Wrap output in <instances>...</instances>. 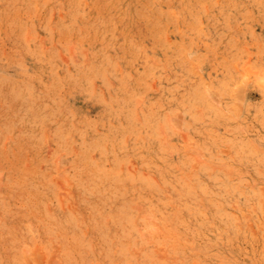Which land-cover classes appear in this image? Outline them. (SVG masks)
Here are the masks:
<instances>
[{
	"label": "rangeland",
	"instance_id": "374dc122",
	"mask_svg": "<svg viewBox=\"0 0 264 264\" xmlns=\"http://www.w3.org/2000/svg\"><path fill=\"white\" fill-rule=\"evenodd\" d=\"M11 1L12 0H0V2H1L0 3V11H1L0 12V24H1L0 25V28H1L0 29V35H1L0 36V93H1V95H0V108H1L0 113L3 112L2 114H0V118H1V121H0V131H1L0 132V138H1L0 139V149H1L0 150V159L3 158V159H1L2 161L0 160V176H1L0 177V184H1L0 185V202H1L0 203V212H1L0 213V220H1L0 221V230H1L0 231V238H1L0 244L3 243V244H1L3 246L0 245L1 246L0 247V254H1L0 255V264L2 262H3L2 264H19V263L21 264V262L24 263L25 260H26V262H29V260H30V262H29L30 264L31 263L32 264H35V263L36 264H38V263L39 264H44V263L49 264L51 262H54V261H52V256H53V260H55V263H56V261H58V264H65V263L66 264H73L72 260H73L74 264H80V263L81 264H92L93 262H94L93 264H114V263L115 264H162V263L164 264L165 263L166 264V262H167V264L168 263L169 264H179V263L180 264H202V263L203 264H264V0H137L136 1L137 5L134 2L135 0H128V1L122 0L123 2H121V0H117V1L116 0H106V1L105 0H98L97 2H96V0H94L95 2L92 1L93 2V3L91 2L92 4L90 3L91 0H83V1L81 0V2H80V0H68V2H67V0L66 1L65 0H48V1L47 0H22V1L21 0H18V1L13 0L12 2ZM60 1H61V3H60ZM85 1L88 3H86ZM125 1H127L128 4ZM145 1H147L150 4V6H148V3H146ZM58 2H59V5H58ZM115 2L118 3L117 5L119 7L117 5L114 6V4H116ZM24 3H25V5H24ZM68 3H70V4H68ZM98 3H100V4H98ZM107 3H109V5ZM124 3H125V5H123ZM140 3H142V4H140ZM144 3H146V5ZM72 4L75 6H73ZM126 4H127V6H126ZM5 5H7V6H5ZM16 5H18V6H16ZM102 5H104V6H102ZM110 5H112V6H110ZM13 6H14V8H16V10L13 8ZM24 6H26V7H24ZM37 6L40 9L35 8ZM47 6H48V11H47ZM61 6H63V7H61ZM89 6H91V7L88 8ZM94 6H95V8H93ZM120 6L121 7L124 6V7L121 8ZM134 6H136V8ZM140 6H141V8H140ZM146 6H148V7H146ZM182 6L185 7V9ZM193 6L195 8H193ZM44 7H46V8L44 9ZM108 7H110L111 9ZM112 7H114L115 9ZM117 7L119 9L120 8L121 9L118 10ZM125 7L127 8L128 13H127V10H125L126 9ZM169 7H171V9ZM187 7H189V8H187ZM102 8H103V10H101ZM144 8L146 9L145 11H147V12L144 11ZM168 8H169V10H167ZM190 8H192V9H190ZM17 9L19 10V12L17 11ZM31 9H32V11H31ZM122 9L125 11L124 12L125 15L123 14ZM164 9H166V10H164ZM3 10H5V11L3 12ZM36 10H38V11H36ZM110 10L113 12V15H112V12ZM134 10L136 11L135 12L136 14L134 13ZM137 10L140 12H138ZM153 10H155V11L153 12ZM158 10L160 12H158ZM108 11H110V12H108ZM143 11H144V13H143ZM150 11H152L153 13ZM190 11H192V12H190ZM16 12H17V14H16ZM45 12L46 13L48 12V13L46 14ZM95 12H96V16H95ZM97 12H98V14H97ZM166 12L169 14H167ZM38 13H40L41 16L40 15L38 16ZM77 13H79L78 15L80 17L77 15ZM110 13L113 16L112 19H111ZM117 13H118V15H117L118 17L115 16V14H117ZM157 13H158V15H160L159 13H161V15L157 16ZM162 13H163V15H162ZM174 13H176V14L178 13V15H176ZM43 14H44V16H43ZM72 14H74V15H72ZM197 14H198V16H197ZM23 15H25V16H23ZM27 15L29 16V19H28ZM109 15H110V17H108V18L110 20L108 18H106ZM135 15L138 16V18ZM153 15H155V16H153ZM168 15H170V16H168ZM182 15L183 16L186 15V18H185V16L183 18ZM8 16H9V18H6ZM19 16H20V18L21 17L22 18L20 19ZM82 16L84 17V19ZM102 16L105 18L101 19ZM128 16L131 18L132 22L130 21V18ZM154 17H156V18H154ZM166 17H167V19H166ZM195 17H197V18H195ZM25 18H26V20H25ZM80 18L83 20H81ZM117 18L121 19V20L118 21ZM171 18H172V20H171ZM182 18L185 21L181 20ZM13 19H14V21H13ZM39 19L41 22L39 21ZM92 19H93V21H92ZM96 19H97V21H96ZM100 19H101V21H100ZM105 19H107L108 21H111V22H107V20H105ZM135 19L137 21H135ZM155 19L158 21H156ZM17 20H18V22H17ZM85 20H86V22H84ZM102 20H104V21L102 22ZM149 20H151L154 24H152V22L148 23ZM174 20H175V22H174ZM123 21L125 22V24ZM165 21H166V24H169L167 27H166ZM167 21H169L171 23H169ZM14 22H16V23L14 24ZM67 22H68V24H67ZM157 22L158 23L160 22V24H158ZM57 23L59 25H57ZM92 23L95 24V26ZM128 23H130L131 25L130 24L128 25ZM146 23H147V27H146ZM183 23H185V24H183ZM16 24H18V25H16ZM123 24L127 26L126 29L123 26ZM19 25H20V27H19ZM90 25H92V26L90 27ZM152 25H154V27ZM184 25H185V27H184ZM63 26H64V28H62ZM71 26H72V28H73V26L76 28L72 29ZM96 26L98 28L96 30H94ZM104 26H106V27H104ZM162 26H163V28L165 27L164 30L167 29L166 32L169 29L172 32L169 33V31H168V33L166 35L165 31L161 30ZM14 27H16V28H14ZM107 27L110 28L111 30L108 29ZM128 27L130 28V30ZM145 27H146V30H145ZM157 27H160L159 30H161L163 32L159 31ZM89 28H91V29H89ZM101 28H102V30H101ZM103 28H106V29H103ZM114 28L117 29L118 31L115 30ZM172 28H174L175 30ZM9 29H11V30L9 31ZM83 29H86L87 31H82ZM121 29H124V30H121ZM155 29L157 31H155ZM70 30H71V32H69ZM152 30H154L158 34L153 33L154 31H152ZM182 30H183V32H181ZM75 31H76V34H75ZM102 31H103V33H102ZM122 31L123 32L127 31L125 33L126 35L124 33H122ZM128 31H129V33H128ZM133 31H134V34L135 35L137 34L138 36L137 35L135 36L133 34ZM143 31H144V33H143ZM158 31L163 33V35H161L162 38H160L161 33L159 34ZM173 31H175V32H173ZM65 32L67 33L68 36H70L69 38H68V36L65 37V35H66ZM84 32L86 34H84ZM92 32H94V33H92ZM97 32L99 33V35L96 34ZM141 32H142V34H141ZM69 33H70V35H69ZM79 33H83V34L80 35ZM130 34H131V36H130ZM149 34L151 35V37L149 36ZM26 35H27V37H26ZM113 35H115V37H113ZM123 35H125V36H123ZM153 35L155 38L152 37ZM192 35L195 37V39H194V37H192ZM107 36H111L115 40L118 39L119 41L118 40L114 41V39H112L111 37H107ZM157 36L160 39H165L163 41L164 43L161 42L162 40L157 39L158 38ZM163 36H165V37H163ZM59 37L60 38L64 37L66 39H64V38L60 39ZM76 37H77L78 41L76 40ZM96 37H97V39H96ZM181 37L184 39V40L182 39L183 41L181 40ZM122 38L123 39L128 38L129 41H128V39L123 40ZM168 38L171 39L170 40V41H172L171 43H170ZM89 39L90 40L95 39L94 41L96 44H94V41H90ZM140 39H142V40L139 42ZM157 40H159L160 42L158 43ZM80 41H82V42H80ZM108 41L111 42L110 45H109ZM121 41L123 43H121ZM124 41L125 42L128 41V43H124ZM186 41H188L189 44ZM193 41H195V42H193ZM175 42L177 43V46H176ZM166 43H168V44H166ZM183 43L184 44L186 43L185 45L188 44V46L183 47L184 46ZM91 44H92V46H91ZM104 44L106 47H104ZM117 44H118V47H117ZM154 44H155V46H153ZM170 44H172V45H170ZM174 44H175V46H174ZM182 44H183V46H182ZM194 44H195V46H194ZM96 45H98V46H96ZM145 45H147V46H145ZM93 46H95L96 48ZM132 46H133L134 50L131 48ZM162 46L164 48H162ZM165 46H166V48H165ZM167 46H169V47H167ZM108 47L110 49H108ZM122 47H123V49H122ZM159 47H161V49ZM112 48L115 49V52H114V50H112ZM167 48H169L170 50L169 49L167 50ZM182 48H184V49H182ZM125 49H129V50H125ZM173 49L178 53L177 55H175L176 53H175V51H173ZM130 50H132L131 52L135 53L136 55L133 53L132 54L129 53ZM106 51H107V53H106ZM135 51H137V52H135ZM123 52H125V53H123ZM165 53L167 56L165 55ZM4 54H6V55H4ZM98 54H99V56H98ZM122 54H124V55H122ZM115 55L116 56L121 55L120 57L123 56L121 58L122 60L125 59L124 57L128 58L129 64L128 63L125 64L127 62V59L121 61L120 57H115ZM137 55H139V56L137 57ZM96 56H98V58ZM134 56H135V58H134ZM149 56H150V58H149ZM168 56H169V58H167L168 60L164 59ZM170 56L172 58L175 56L174 60L173 59L171 60ZM176 56H178V57L176 58ZM88 57L91 59V61ZM87 58H88V61H87ZM154 58H156V59H154ZM38 59H40V60H38ZM95 60H96V62H95ZM116 60H118V61H116ZM133 60H135V61L133 62ZM143 60H145L146 62L145 61L143 62ZM164 60H165V62H164ZM169 60H171V61H169ZM104 61H106V62H104ZM161 61H162V63H161ZM166 61H168V62H166ZM37 62H39V63H37ZM91 62L93 64H91ZM178 62H179V64H178ZM192 62H194V63H192ZM116 63L117 64L119 63V64L117 65ZM145 64H148L147 66L149 67V69ZM157 64H159V65H157ZM168 64L170 65V67ZM129 65H131V66H129ZM160 65H162V66H160ZM151 66H153V67H151ZM164 66H165V68H164ZM192 66H194L193 68L195 69L193 71L191 68ZM120 67H121V69H120ZM131 67H134V68H131ZM135 67H137V68H135ZM162 67H163V69H161ZM187 67L189 68V70H187L188 69ZM118 68L120 71H118ZM132 69L133 70L135 69V71L137 73L135 71H132ZM160 69H161V71H160ZM151 70H153V71H151ZM95 71H97V72H95ZM111 71H112V73H111ZM77 72H80V74L78 73V76H77ZM158 72H159V74H157ZM189 72H191V73H189ZM193 72L195 73L194 75L192 74ZM140 74H143V75L140 76ZM163 74H164V76H163ZM29 75H31V76H29ZM152 75L154 78L152 77ZM117 76L120 78L122 77V79L117 78ZM173 76H175V77H173ZM82 77H83V79H81ZM62 78H64L63 79L64 82H63ZM78 78H80V79H78ZM168 79H169V81H168ZM66 80H69V82ZM75 80H78L81 82L78 83V81H75ZM144 80H145V82H144ZM152 80H153V82H152ZM58 81L60 82V84ZM2 82L3 83L5 82V83L3 84ZM133 82H135V83H133ZM173 82H174V84H173ZM181 82H184V83L182 84ZM11 83H13L14 85L13 84L10 85ZM132 83H133V85H132ZM153 83H154V85H153ZM78 84H79V86H78ZM117 84H118V86H117ZM1 85H2V88H1ZM17 85H20L21 87L17 86ZM134 85H135V88H134ZM161 85H164V86H161ZM188 85H189V87L191 86V89H189ZM139 86H141L143 90H141V88H139ZM167 86H171V87H167ZM178 86L180 87V89L178 88ZM193 86L195 88V89L193 88L194 90L192 89ZM49 87L51 89H49ZM57 87H58V89H56ZM63 87H64V90H62ZM131 87H133V88H131ZM146 87L148 88L147 90L145 89ZM172 87H174V88L172 89ZM176 87L179 89V91ZM181 87H184V88H181ZM121 88H124V89H121ZM161 88H163V89H161ZM23 89H24V91H23ZM52 89L54 91H52ZM117 89H118V91H117ZM171 89L174 91H172ZM8 90H9V92H8ZM58 90H59V92H58ZM192 90L194 91V93ZM136 91H138V93ZM188 91H190V92H188ZM31 92H32V94H31ZM47 92H48V94H47ZM129 92H130V94H129ZM135 92H136V94H135ZM170 92L171 93L173 92V93L171 94ZM2 93H4V94L2 95ZM114 93H115V95H114ZM142 93H144V94H142ZM56 94H57V96H55ZM122 94H123V96H122ZM133 94H135V95H133ZM161 94H164L166 96V98L164 95L161 96ZM181 94H183V95H181ZM34 95H35V98H34ZM118 95H119V99H118ZM171 95L173 98L169 97ZM187 95H188V97H187ZM5 96H6V98H5ZM155 96H156V98H155ZM174 96H175V98H174ZM16 99H17V101H16ZM6 100H7V102H5ZM31 100H33V101H31ZM95 100H97L96 101L97 103L95 102ZM124 100H126V102ZM185 100L188 101L189 103L185 102ZM20 101H22V102H20ZM27 101H29V102H27ZM50 101H52V102H50ZM131 101H133V102H131ZM155 101H157V102H155ZM181 101H182V104H181ZM190 101H191V103H190ZM193 101H195V102H193ZM7 103L10 104L11 106L8 105ZM33 103H34V105H33ZM53 103H55V104H53ZM166 103H169L171 105H169V104L166 105ZM179 103H180V105L178 107H176V105H178ZM55 105H56V107H55ZM158 105H160V106H158ZM145 106H146V108H145ZM190 106H193L192 109H194V110H191ZM13 107L15 108V110ZM38 107H40L39 108L40 110L38 109ZM32 108L35 110H33ZM140 108L142 109V111L140 110ZM173 108L175 111L173 110ZM48 109H50L51 111ZM166 109H168V110H166ZM170 109H172V110H170ZM68 110H69V112H68ZM41 111H43V112H41ZM172 111H173V113H172ZM61 112L65 113V114L62 115ZM162 112H163V114H162ZM179 112H180V114H179ZM29 113L32 115V117L30 116ZM141 113H143V114H141ZM159 113L161 116L158 115ZM164 113H166V114H164ZM175 113L176 114L178 113L177 115L181 116V117L179 116L180 119L178 118V116ZM191 113L192 114L194 113V115L192 116V119L188 120V118H191L190 117L192 115ZM10 114H11V118H10ZM49 114H51V115H49ZM123 114L125 117L123 116ZM149 114H150V116H149ZM188 114H190V115H188ZM3 115H5L6 117ZM67 115H68V118L66 117ZM107 115H108V117H107ZM113 115H114V117H113ZM119 115H120V117H119ZM151 115H153V116H151ZM59 116H60V118H59ZM7 117L9 120L7 119ZM137 117H138L139 121H137L138 120ZM139 117H141V118H139ZM56 118H57V120H56ZM69 118H70V120L68 121ZM72 118H73V120H72ZM2 119H4V120H2ZM48 119H49V121H48ZM124 119H126V120L124 121ZM169 119L173 122L172 123L173 125L171 124V121ZM184 119H186V120H184ZM61 120L62 121L64 120V121L62 122ZM89 120L90 121L92 120L91 123H89ZM120 120H122V121H120ZM129 120H130V122H129ZM71 121L73 122V124H70V123H72ZM79 121L80 122L82 121L84 123H80ZM102 121H104L105 123ZM156 121H158V122H156ZM59 122L61 125L59 124ZM110 122L111 123L113 122V123L111 124ZM1 123H3V124H1ZM5 123H7V124H5ZM189 123H190V125H192L191 127H193V126L194 127L191 128L190 125H188ZM50 124L52 125L51 127H50ZM74 124H75V126H74ZM89 125H90V127H89ZM139 125H140V127H139ZM151 125H152V127H151ZM176 125H177V127H174ZM26 126H27V128H26ZM158 126H161V130H162V127H164L165 129L163 128V131L160 133L161 130L159 131L160 127H158ZM171 126H173V127H171ZM3 127H4V129H3ZM106 127H108V128L106 129ZM111 127L113 130L110 129ZM144 127H145V129H144ZM95 128H96L97 132H96ZM118 128L121 130V132H120V130H118ZM137 128H138V130H136ZM171 128L174 130H172ZM177 128L180 130L179 131L180 133L178 132ZM74 129H76V131ZM146 129H147V131H146ZM114 130H116V131H114ZM122 130H125V131L123 132ZM62 131H63V133H62ZM163 132L165 134H163ZM177 132L179 133V135L175 134ZM96 133L98 135V138H96L97 137ZM108 133H109V135H108ZM110 133L113 136H111ZM171 133L174 135H172ZM63 134H64V136H63ZM187 134H188L189 139L187 137ZM57 135H60V136H57ZM166 135H168V136H166ZM105 136H107V137H105ZM115 136H117L118 138ZM71 137H73V138H71ZM100 137L101 138L104 137L103 138L104 140L102 139V142L104 144L100 143L101 142ZM108 137H109V139H108ZM112 137L113 138L115 137V138L110 139ZM163 137H164V139H163ZM176 137H179L180 139L176 138ZM50 138H51V140H50ZM71 139L74 141V143L70 142V141H72ZM147 139H149V141ZM57 140H59V141L57 142ZM106 140H107V142H106ZM161 140H163V142ZM167 140H168V143H167ZM180 140H181V143H179ZM189 140H190V143H189ZM5 141L7 142V144ZM27 141H29V142H27ZM66 141H67V143H66ZM75 141H77L78 143ZM112 141H114L115 143ZM150 141H151V144H150ZM69 142H70V144H69ZM87 142L90 145L87 146L86 145ZM118 142H120V143H118ZM154 142L156 143V145ZM192 142L195 143V145H194L195 148H194ZM72 143L75 145H73ZM105 143L107 145H105ZM116 143H117V146H116ZM153 143H154L155 147L154 146L150 147L153 145ZM3 144H6V145H3ZM170 144H171V146H169ZM22 145H24V146H22ZM96 145H97V147H96ZM100 145H101V147H100ZM122 145L124 148L122 147ZM166 145H168V147H170V148H168ZM181 145L184 147H182ZM186 145H188L189 147ZM106 146L108 147V149ZM118 146H121V147L117 148ZM130 146H131V148H130ZM17 147H18V149H16ZM136 147H138V148L135 149ZM179 147H181L182 150ZM109 148H110V150H109ZM106 149H107V151H106ZM118 149L120 150L119 152H118ZM125 149H127L128 151H126ZM134 149H135V151H134ZM153 149H154V151H153ZM76 150H78V151L76 152ZM177 150H180V151L178 152ZM188 150H190V152H187ZM29 151H31L32 153ZM84 151H85V153H84ZM150 151H151V154H150ZM184 151H186V153ZM20 152L22 154H20ZM74 152H76V153H74ZM116 152H118L119 154ZM120 152H121V154H120ZM132 152L135 154H133ZM6 153H7V155H6ZM164 153H166V155L168 157ZM169 153L172 155H170ZM191 153L195 157L190 155V157H187L188 159L187 158L185 160L183 159V158H185V156H187ZM76 154L77 155L79 154V155L77 156ZM87 154H89V155H87ZM93 154H94V157H93ZM124 154H126L127 156L129 155V156L127 157ZM120 155H122L124 158L122 156L120 157ZM7 156H8V158H7ZM67 156H69V157L67 158ZM88 156H89V158L87 159ZM98 156H99V158H98ZM5 157H6V159H5ZM155 157H157L158 159H156ZM14 158L16 159V161ZM84 158L86 159V161ZM91 158H94V159L92 160ZM137 158H139V159L137 160ZM162 158L163 159L167 158V159L164 161V160H162ZM4 159H5V162L6 161H9V162L5 163ZM89 159L92 161L90 162ZM114 159H116L117 161ZM140 159H142V161H140ZM197 160H199V161L197 162ZM18 161H20V162L18 163ZM98 161H100V162H98ZM109 161L112 163H110ZM150 161H151V163H150ZM181 161H183V162H181ZM69 162H71V163H69ZM2 163L4 166L2 165ZM86 163H88L89 165L87 164V166H86ZM107 163H109V164H107ZM148 163H150V164H148ZM154 163H155V165L157 164L158 166L157 165L154 166ZM171 163H173V164H171ZM174 163H176L177 165L176 164L174 165ZM178 163H181V164H178ZM13 164H14V168H13ZM45 164L47 165V169H46V167H44V166H46ZM113 164H115V166ZM161 164H163V165H161ZM17 165H18V167H17ZM20 165L22 166V168ZM91 165H92V167H91ZM172 165L174 167H171ZM1 166H3V168ZM182 166H184V168ZM187 166H188V168H187ZM192 166H193L194 170H193ZM58 167H60V169H58ZM147 167H148V169H147ZM170 167H171V169H169ZM34 168H36V169H34ZM39 168H40V170H39ZM108 168H109V170H107ZM123 168H124V170H123ZM150 168H151V170H150ZM165 168H168L169 172L170 173L172 172V173L169 175L168 169H165ZM177 168H178V170H177ZM41 169H42V171H41ZM80 169H82V170L79 171ZM182 169H184V170H182ZM190 169H192V170H190ZM28 170H29V172H27ZM148 170H149V172H148ZM152 170L154 172H152ZM157 170H158V174H157ZM34 171L36 173H39V175L36 174ZM90 171H92V172H90ZM136 171H138V172H136ZM67 172L70 174H67ZM163 172H165V174H167V175H165ZM180 172H181V174H180ZM213 172H215V173L212 174ZM15 173H16V175H15ZM90 173H92V174H90ZM124 173H125V175H124ZM178 173H179V175H178ZM195 173H196V175H195ZM17 174L19 177L17 176ZM35 174H36V176H35ZM153 175H154V177H152ZM162 175H164V177ZM208 175L211 177H209ZM53 176H54V178H53ZM169 177H171V178H169ZM186 177H187V179H186ZM188 177L193 179V180L189 179ZM41 178H42V180H41ZM62 178H64V180H60ZM160 178L162 181H159ZM203 178H204V180H203ZM6 179H8V180H6ZM11 179H12V182H11ZM34 179H36V180H34ZM53 179L56 181H54ZM74 179H76V180H74ZM95 179H96V181H95ZM57 180H59V181H57ZM157 180H158V182H156ZM220 180H221V182H219ZM7 181L10 183H8ZM27 182H28V184H27ZM49 182H52V183H49ZM64 182H65V184H63ZM67 182L71 183L72 186H71V184H67ZM175 182H177V183H175ZM75 183H76V185L74 186ZM114 183L115 184L120 183V184H118V186H120V187L118 188V186H116ZM156 183H157V185H156ZM197 183H198V187H197ZM91 184L93 186H91ZM123 184H124V186H123ZM137 184H141L143 186L137 185ZM144 184H147L148 186L144 185ZM177 184L179 185V187ZM136 185L138 186V188ZM139 186H140V189H139ZM149 186H150V188H149ZM27 187H28V189H27ZM56 187H57V189H56ZM58 187L61 189L62 192L60 191V189ZM70 187H71V189H70ZM102 187H104V188H102ZM105 187H106V189H105ZM125 187H127V188H125ZM159 187H161V188H159ZM14 188H15V190H14ZM29 188H30V190H29ZM51 188H52V190H50ZM108 188H111V189L108 190ZM123 188H124V190H123ZM169 188H171V190H169ZM16 189L19 191H17ZM47 189H48V191H47ZM64 189H65V191H64ZM74 189L77 192H75ZM156 189H158V190H156ZM100 190H102V192ZM105 190H106V192H105ZM107 190L110 192V194ZM180 190H181V192H180ZM184 190H186V191H184ZM21 191H24V192H21ZM36 191H41V192H36ZM150 191H151V193H150ZM163 191H164V194H163ZM50 192H53L52 193L53 196L51 195ZM68 192H69V194H68ZM113 192H115V194ZM138 192H140V193H138ZM152 192H155V195ZM156 192H157V194H156ZM171 192H172V194H171ZM8 193H9V195H8ZM15 193H16V195H15ZM84 193H85V195H84ZM158 193H159V195H158ZM197 193H198V195H197ZM39 194H40V196H39ZM58 194H60V195H58ZM215 194H217V196ZM55 195H57L58 198ZM79 195H80V197H79ZM97 195H99V196H97ZM119 195H120V197H119ZM150 195H151V197H150ZM61 196H63V197H61ZM94 196H96V197H94ZM100 196H102V199H100L101 198ZM4 197L6 199H2ZM139 197H141V198H139ZM146 197H147V199H146ZM66 198H67V200H65ZM82 198H83V200H82ZM193 198L195 200H193ZM202 198H205V199H202ZM34 199H37V201L35 200L36 201L35 202ZM132 199H133V201H132ZM176 199H178L179 202ZM185 199L186 200L188 199V200L186 201ZM45 200L47 201V203L45 202ZM61 200L62 201L64 200L65 202L61 203ZM94 200H95V202H94ZM120 200H122V201H120ZM147 200H149L148 201L149 203L147 202ZM158 200L160 201V203ZM56 201H59V202H56ZM171 201H173V202H171ZM189 201L191 203H189ZM7 202H9V203L7 204ZM39 202H40V204H39ZM52 202H53V204H52ZM74 202H75V205H74ZM151 202H153V203H151ZM178 203H181V204H178ZM65 204H66V206H65ZM59 205H60V207H59ZM161 205H163V206H161ZM166 205H169V206L167 207ZM190 206L192 207L193 210L190 208ZM222 206L226 209H224ZM28 207H30V208H28ZM110 207H111V209H110ZM131 207H132V209H134V212L131 209ZM175 207L177 208V210ZM50 208H52V209H50ZM76 208H77V210H76ZM143 208H146V209H143ZM169 208H171V210H169ZM203 208L204 209L208 208V209L204 210ZM43 209H44V212H43ZM130 209H131V211H130ZM154 209H155V211H157L156 213H155ZM160 209L163 211H161ZM20 210H22V211H20ZM75 210L78 212V214L75 213L76 212ZM173 210H174V212H173ZM129 211L132 213H130ZM136 211H138V212H136ZM165 211H166V213H165ZM168 211H171V212H168ZM26 212H27V214H26ZM87 212L88 213L90 212V213L88 214ZM93 212H95V213H93ZM127 212H129L130 214L129 213L127 214ZM135 212H136V214H135ZM148 212L150 215L148 214ZM16 213H17V216H16ZM100 213H101V215H99ZM104 213H106V214H104ZM187 213H188V215H187ZM18 214H20V215L18 216ZM23 214H25V215H23ZM96 214H97V216H96ZM111 214L114 216H112ZM22 215L23 216L27 215L28 217L27 216L23 217ZM78 215L79 216L81 215V216L79 217ZM88 215H90V216H88ZM139 215H140V217H139ZM155 215L157 218L155 217ZM183 215L185 216V218ZM186 215L189 216L190 219ZM56 216H57V218H56ZM141 216H142V218H143V216L146 219L148 218L147 220H149V221L145 220L144 218L142 219ZM201 216H202V218H201ZM64 217H65V219H64ZM163 217H165V218H163ZM21 218H24V219H21ZM82 218H84V219H82ZM150 218H152V219H150ZM162 218H163V220H162ZM172 218H174V219H172ZM113 219H115L116 221ZM118 219H120V221ZM165 219L167 221H165ZM193 219H194V221H193ZM203 219H204V222L202 223ZM18 220L23 224L26 222L24 224V225H26V227H24V225L21 224ZM60 220L62 222H60ZM64 220H66V221H64ZM69 220H70V222H69ZM82 220H83V222H82ZM90 220L92 221V223ZM53 221H54V224H53ZM134 221H135V224H134ZM152 221H153V223L154 222L155 223L153 224ZM207 221L209 223H207ZM173 222H174V224L172 225ZM125 223H126V225H125ZM157 223L161 224V227ZM221 223H223V224H221ZM55 224H58L57 227H60V229L55 227L54 226ZM62 224H63V226H62ZM80 224L83 227L82 230H80L81 229ZM146 224H147V226H146ZM155 224H157L158 226ZM204 224H206V225H204ZM220 224L222 227L221 226L219 227ZM36 226H37V228H36ZM77 226H79V227H77ZM162 226H164V227L166 226L165 229H168V230L165 231L164 227H162ZM171 226H173V227H171ZM177 226H179V227H177ZM29 227H31V228L29 229ZM104 227H107V229H105ZM52 228H53V230H52ZM61 228L64 230V232H62ZM108 228H109V231H108ZM207 228H209V229H207ZM225 228H227L228 230L227 229L225 230ZM96 229L99 232L96 231ZM150 229H152V231H153V229H155V231L152 232V231H150ZM170 229H173V231L171 230V232H170ZM205 229H207V231ZM219 229H220V231H219ZM44 230H45V232H44ZM124 230H126V231H124ZM209 230H211V231H209ZM73 231H75V233H70ZM66 232H68V233H66ZM175 232H177V233H175ZM33 233H34L35 237L33 236ZM77 233H79L80 235H78ZM103 233H105V234H103ZM154 233H155V235H154ZM58 234H59V236H58ZM56 235L60 238H58ZM63 235H64V237H61ZM69 235H70V237H69ZM119 235H121V236H119ZM104 236H105V239H104ZM135 237H136V239H134ZM191 237H193L194 239ZM86 238H88V239H86ZM110 238H112V239H110ZM148 238H149V240H148ZM29 239L31 240V242ZM52 239H53V241H52ZM59 239L61 240V242ZM67 239H68V241H67ZM80 239L82 240V242ZM117 239H119V240H117ZM176 239L178 242L176 241ZM6 240H7V243L5 242ZM37 240H38V242H37ZM93 240H95V241H93ZM19 241L23 244V248H22V244ZM79 241L81 242V244ZM183 241H185V242H183ZM46 242H47V244H46ZM105 242L106 243L108 242V243L104 244ZM180 242H182V243H180ZM109 243H110V245H109ZM148 243H151V244H148ZM6 244H8L10 246V248H8L9 246L8 245L6 246ZM53 244H55V248H54ZM13 245H15L14 248H13ZM61 245H63V246H61ZM100 245H101V247H100ZM129 245L132 246V248ZM83 246L85 248H83ZM115 246L117 247V249H115L116 248ZM184 246L187 248H184ZM28 247H30V248H28ZM128 247L130 248V250L128 249ZM175 247H177V249H179V250H177ZM12 248H13V250H12ZM61 248H63L62 251L60 250ZM64 248H65V250H64ZM109 248H110V250H109ZM171 248H173V249H171ZM36 249H37V251H40V252H37ZM45 249L47 251H45ZM48 249H49V251H48ZM20 250L22 252H24L23 253L24 255L22 254V252ZM81 250L83 251L82 253H81ZM97 250H98V252H97ZM191 250H193V252ZM45 252L46 253L48 252V254H47V256H45V258H43L44 257L43 255H46ZM113 252H115L116 254ZM63 253H64V255H63ZM133 253H135L136 255ZM139 253H141V254H139ZM54 254H55V256L58 255L61 257H59V258H58V256L54 257ZM87 254H89V255L87 256ZM101 254L102 255L104 254L103 255L104 257ZM108 254H109V256H108ZM14 255H15V258H14ZM190 255H192V256H190ZM23 256H24V258H23ZM50 256H51V258H50ZM72 256H74V257H72ZM80 256H81V258H80ZM126 257H127V259H126ZM182 257H183V259H182ZM39 258H40V260H39ZM66 258H67V260H66ZM36 259H37V262H35ZM45 259H47V260H45ZM75 259H77V260H75ZM100 259H102V260H100ZM16 260H18L19 263L16 262ZM19 260H21V261H19ZM48 260H50V261H48ZM59 260H60V262H59ZM63 260H64V262H63ZM105 260H106V262H105ZM206 260H207V262H206ZM41 261H44V262H41ZM24 264H27V263H24ZM51 264H54V263H51Z\"/></svg>",
	"mask_w": 264,
	"mask_h": 264
},
{
	"label": "bare ground",
	"instance_id": "6f19581e",
	"mask_svg": "<svg viewBox=\"0 0 264 264\" xmlns=\"http://www.w3.org/2000/svg\"><path fill=\"white\" fill-rule=\"evenodd\" d=\"M12 1H13V0H12ZM12 1H11V2H12ZM17 1H18V0H17ZM21 1H22V0H21ZM47 1H48V0H47ZM65 1H66V0H65ZM82 1H83V0H82ZM92 1L95 2L94 0H91L90 3H91ZM97 1H98V0H96V2H97ZM105 1H106V0H105ZM116 1H117V0H116ZM123 1H124V0H123ZM123 1L121 0V2H123ZM127 1H128V0H127ZM127 1H125V2L128 4ZM136 1H137V0H135L134 2L136 3ZM27 2H28V1H27ZM36 2H37V1H36ZM41 2H42V1H41ZM45 2H46V1H45ZM67 2H68V0H67ZM67 2H66V3H67ZM69 2H70V1H69ZM80 2H81V0H80ZM85 2H86V1H85ZM93 2H92V3H93ZM101 2H102V1H101ZM145 2L148 3L147 1H145ZM0 3H1V2H0ZM8 3H9V2H8ZM16 3H17V2H16ZM25 3H26V2H25ZM25 3H24V5H25ZM60 3H61V1H60ZM70 3H71V2H70ZM70 3H68V4H70ZM86 3H88V2H86ZM92 3H91V4H92ZM115 3H116V2H115ZM146 3H144V4L146 5ZM6 4H7V3H6ZM31 4H32V3H31ZM35 4H36V3H35ZM48 4H49V3H48ZM96 4H97V3H96ZM98 4H100V3H98ZM103 4H104V3H103ZM105 4H106V3H105ZM107 4L109 5V3H107ZM117 4H118V3L114 4V6L117 5ZM127 4H126V6H127ZM140 4H142V3H140ZM7 5H8V4H7ZM7 5H5V6H7ZM10 5H11V4H10ZM13 5H14V4H13ZM29 5H30V4H29ZM38 5H39V4H38ZM46 5H47V4H46ZM58 5H59V2H58ZM72 5H73V4H72ZM72 5H71V6H72ZM82 5H83V4H82ZM93 5H94V4H93ZM112 5H113V4H112ZM112 5H110V6H112ZM123 5H125V3H124ZM129 5H130V4H129ZM136 5H137V3H136ZM16 6H18V5H16ZM26 6H27V5H26ZM26 6H24V7H26ZM35 6H36V5H35ZM49 6H50V5H49ZM73 6H75V5H73ZM80 6H81V5H80ZM84 6H85V5H84ZM102 6H104V5H102ZM105 6H106V5H105ZM117 6H118V5H117ZM148 6H150L149 3H148ZM148 6H146V7H148ZM184 6H185V5H184ZM191 6H192V5H191ZM191 6H190V7H191ZM61 7H63V6H61ZM90 7H91V6H89L88 8H90ZM96 7H97V6H96ZM118 7H119V6H118ZM118 7H117V8H118ZM120 7H121V6H120ZM122 7H124V6H122ZM122 7H121V8H122ZM134 7L136 8V6H134ZM182 7H183V6H182ZM9 8H10V7H9ZM13 8H14V6H13ZM13 8H12V9H13ZM27 8H28V7H27ZM30 8H31V7H30ZM35 8L38 9L39 7L37 6V7H35ZM45 8H46V7H44V9H45ZM51 8H52V7H51ZM88 8H87V9H88ZM93 8H95V6H94ZM100 8H101V7H100ZM108 8H110V7H108ZM112 8H114V7H112ZM121 8H120V9H121ZM125 8H126V7H125ZM135 8H134V9H135ZM140 8H141V6H140ZM169 8L171 9V7H169ZM169 8H168L167 10H169ZM183 8L185 9V7H183ZM187 8H189V7H187ZM193 8H195V7L193 6ZM7 9H8V8H7ZM14 9L16 10V8H14ZM39 9H40V8H39ZM76 9H77V8H76ZM79 9H80V8H79ZM97 9H98V8H97ZM97 9H96V10H97ZM105 9H106V8H105ZM110 9H111V8H110ZM114 9H115V8H114ZM120 9L118 8V10H120ZM149 9H150V8H149ZM151 9H152V8H151ZM190 9H192V8H190ZM8 10H9V9H8ZM22 10H23V9H22ZM26 10H27V9H26ZM66 10H67V9H66ZM68 10H69V9H68ZM74 10H75V9H74ZM81 10H82V9H81ZM93 10H94V9H93ZM98 10H99V9H98ZM101 10H103V8H102ZM101 10H100V11H101ZM107 10H108V9H107ZM125 10H127V8H126ZM145 10H146V9L144 8V11H145ZM147 10H148V9H147ZM164 10H166V9H164ZM173 10H174V9H173ZM193 10H194V9H193ZM4 11H5V10H3V12H4ZM17 11L19 12L18 9H17ZM31 11H32V9H31ZM36 11H38V10H36ZM42 11H43V10H42ZM47 11H48V6H47ZM70 11H71V10H70ZM85 11H86V10H85ZM110 11H111V10H110ZM110 11H108V12H110ZM122 11H123V14L125 15V13H124L125 11H124L123 9H122ZM137 11H138V10H137ZM144 11H143V13H144ZM154 11H155V10H153V12H154ZM194 11H195V10H194ZM0 12H1V11H0ZM11 12H12V11H11ZM25 12H26V11H25ZM25 12H24V13H25ZM65 12H66V11H65ZM68 12H69V11H68ZM75 12H76V11H75ZM81 12H82V11H81ZM81 12H80V13H81ZM105 12H106V11H105ZM108 12H107V13H108ZM111 12H112V11H111ZM115 12H116V11H115ZM135 12H136V11L134 10V13H135ZM138 12H140V11H138ZM145 12H147V11H145ZM150 12H152V11H150ZM153 12H152V13H153ZM156 12H157V11H156ZM158 12H160V11L158 10ZM162 12H163V11H162ZM168 12H169V11H168ZM172 12H173V11H172ZM178 12H179V11H178ZM190 12H192V11H190ZM5 13H6V12H5ZM30 13H31V12H30ZM36 13H37V12H36ZM45 13H46V12H45ZM47 13H48V12H47ZM47 13H46V14H47ZM66 13H67V12H66ZM85 13H86V12H85ZM101 13H102V12H101ZM127 13H128V10H127ZM131 13H132V12H131ZM131 13H130V14H131ZM148 13H149V12H148ZM152 13H151V14H152ZM166 13H167V12H166ZM182 13H183V12H182ZM188 13H189V12H188ZM16 14H17V12H16ZM70 14H71V13H70ZM78 14H79V13H77V15H78ZM97 14H98V12H97ZM99 14H100V13H99ZM135 14H136V13H135ZM159 14L161 15V13H159ZM167 14H169V13H167ZM174 14H176V13H174ZM39 15H40V13H38V16H39ZM72 15H74V14H72ZM85 15H86V14H85ZM93 15H94V14H93ZM93 15H92V16H93ZM104 15H105V14H104ZM110 15H111V13H110ZM110 15L107 16L106 18L110 17ZM112 15H113V12H112ZM112 15H111V19H112V17H113ZM117 15H118V13L115 14L116 17H118ZM119 15H120V14H119ZM127 15H128V14H127ZM147 15H148V14H147ZM160 15H158V13H157V16H160ZM162 15H163V13H162ZM172 15H173V14H172ZM176 15H178V13H177ZM191 15H192V14H191ZM12 16H13V15H12ZM12 16H11V17H12ZM23 16H25V15H23ZM40 16H41V15H40ZM43 16H44V14H43ZM61 16H62V15H61ZM78 16H79V15H78ZM87 16H88V15H87ZM95 16H96V12H95ZM105 16H106V15H105ZM129 16H130V15H129ZM129 16H128V17H129ZM135 16H136V15H135ZM148 16H149V15H148ZM153 16H155V15H153ZM168 16H170V15H168ZM182 16H183V15H182ZM184 16H185V18H186V15H184ZM184 16H183V18H184ZM197 16H198V14H197ZM14 17H15V16H14ZM27 17H28V19H29V16H28V15H27ZM63 17H64V16H63ZM79 17H80V16H79ZM82 17H83V16H82ZM82 17H81V18H82ZM89 17H90V16H89ZM93 17H94V16H93ZM136 17L138 18V16H136ZM164 17H165V16H164ZM176 17H177V16H176ZM188 17H189V16H188ZM6 18H9V16L6 17ZM19 18H20V16H19ZM21 18H22V17H21ZM21 18H20V19H21ZM74 18H75V17H74ZM81 18H80V19H81ZM102 18H105V17L102 16L101 19H102ZM120 18H121V17H120ZM129 18H130V17H129ZM129 18H128V19H129ZM140 18H141V17H140ZM140 18H139V19H140ZM142 18H143V17H142ZM154 18H156V17H154ZM183 18H182L181 20H183ZM195 18H197V17H195ZM4 19H5V18H4ZM10 19H11V18H10ZM72 19H73V18H72ZM83 19H84V17H83ZM83 19H81V20H83ZM101 19H100V21H101ZM108 19H109V18H108ZM122 19H123V18H122ZM158 19H159V18H158ZM166 19H167V17H166ZM11 20H12V19H11ZM25 20H26V18H25ZM105 20H107V19H105ZM109 20H110V19H109ZM117 20L119 21V20H121V19H118V18H117ZM152 20H153V19H152ZM155 20H156V19H155ZM171 20H172V18H171ZM9 21H10V20H9ZM13 21H14V19H13ZM39 21H40V19H39ZM64 21H65V20H64ZM64 21H63V22H64ZM68 21H69V20H68ZM92 21H93V19H92ZM96 21H97V19H96ZM103 21H104V20H102V22H103ZM127 21H128V20H127ZM130 21H131V18H130ZM135 21H137V20L135 19ZM138 21H139V20H138ZM145 21H146V20H145ZM156 21H158V20H156ZM156 21H155V22H156ZM177 21H178V20H177ZM183 21H185V20H183ZM188 21H189V20H188ZM190 21H191V20H190ZM17 22H18V20H17ZM20 22H21V21H20ZM25 22H26V21H25ZM29 22H30V21H29ZM40 22H41V21H40ZM75 22H76V21H75ZM84 22H86V20H85ZM102 22H101V23H102ZM107 22H111V21H108V20H107ZM121 22H122V21H121ZM121 22H120V23H121ZM123 22H124V21H123ZM131 22H132V21H131ZM131 22H130V23H131ZM151 22H152V21L149 20L148 23H151ZM162 22H163V21H162ZM167 22H169V21H167ZM172 22H173V21H172ZM174 22H175V20H174ZM15 23H16V22H14V24H15ZM32 23H33V22H32ZM99 23H100V22H99ZM99 23H98V24H99ZM126 23H127V22H126ZM130 23H128V25H129ZM133 23H134V22H133ZM138 23H139V22H138ZM157 23H158V22H157ZM169 23H171V22H169ZM190 23H191V22H190ZM30 24H31V23H30ZM67 24H68V22H67ZM83 24H84V23H83ZM92 24H93V23H92ZM104 24H105V23H104ZM111 24H112V23H111ZM121 24H122V23H121ZM124 24H125V22H124ZM124 24H123V26H124L125 29H126L127 26L124 25ZM134 24H135V23H134ZM152 24H154V23L152 22ZM155 24H156V23H155ZM158 24H160V22H159ZM165 24H166V21H165ZM172 24H173V23H172ZM183 24H185V23H183ZM191 24H192V23H191ZM0 25H1V24H0ZM16 25H18V24H16ZM22 25H23V24H22ZM22 25H21V26H22ZM28 25H29V24H28ZM57 25H59V24L57 23ZM76 25H77V24H76ZM78 25H79V24H78ZM86 25H87V24H86ZM93 25L95 26V24H93ZM112 25H113V24H112ZM130 25H131V24H130ZM161 25H162V24H161ZM168 25H169V24H166V27H167ZM173 25H174V24H173ZM13 26H14V25H13ZM91 26H92V25H90V27H91ZM99 26H100V25H99ZM101 26H102V25H101ZM114 26H115V25H114ZM123 26H122V27H123ZM134 26H135V25H134ZM152 26L154 27V25H152ZM152 26H151V27H152ZM156 26H157V25H156ZM159 26H160V25H159ZM191 26H192V25H191ZM9 27H10V26H9ZM19 27H20V25H19ZM31 27H32V26H31ZM82 27H83V26H82ZM102 27H103V26H102ZM104 27H106V26H104ZM122 27H121V28H122ZM135 27H136V26H135ZM140 27H141V26H140ZM146 27H147V23H146ZM146 27H145V30H146ZM151 27H150V28H151ZM184 27H185V25H184ZM192 27H193V26H192ZM2 28H3V27H2ZM14 28H16V27H14ZM14 28H13V29H14ZM60 28H61V27H60ZM62 28H64V26H63ZM71 28H72V26H71ZM73 28H76V27L73 26ZM73 28H72V29H73ZM97 28H98V27L96 26L94 30H96ZM107 28H108V27H107ZM128 28H129V27H128ZM157 28H158V30L160 29V27H157ZM164 28H165V27H164ZM164 28H163V26H162V29H161V30L165 31L166 35H167L168 31H169V33L172 32V31H170L169 28H168L169 30L166 32L167 29L164 30ZM174 28H175V27H174ZM174 28H172V29H174ZM179 28H180V27H179ZM0 29H1V28H0ZM69 29H70V28H69ZM89 29H91V28H89ZM103 29H106V28H103ZM108 29H110V28H108ZM114 29H115V28H114ZM151 29H152V28H151ZM151 29H150V30H151ZM153 29H154V28H153ZM4 30H5V29H4ZM10 30H11V29H9V31H10ZM20 30H21V29H20ZM60 30H61V29H60ZM74 30H75V29H74ZM94 30H93V31H94ZM101 30H102V28H101ZM110 30H111V29H110ZM112 30H113V29H112ZM115 30H117V29H115ZM121 30H124V29H121ZM129 30H130V28H129ZM150 30H149V31H150ZM161 30H159V31H161ZM174 30H175V29H174ZM185 30H186V29H185ZM188 30H189V29H188ZM63 31H64V30H63ZM82 31H87V30H86V29H83ZM104 31H105V30H104ZM117 31H118V30H117ZM152 31H154V30H152ZM155 31H157V30L155 29ZM155 31H154L153 33L158 34V33L155 32ZM159 31H158V32H159ZM163 31H161V32H163ZM178 31H179V30H178ZM189 31H190V30H189ZM11 32H12V31H11ZM19 32H20V31H19ZM69 32H71V30H70ZM95 32H96V31H95ZM105 32H106V31H105ZM108 32H109V31H108ZM110 32H111V31H110ZM119 32H120V31H119ZM126 32H127V31H125V32L122 31V33H124V34H125ZM161 32H159V34H160ZM173 32H175V31H173ZM181 32H183V30H182ZM12 33H13V32H12ZM12 33H11V34H12ZM17 33H18V32H17ZM28 33H29V32H28ZM65 33H66V32H65ZM92 33H94V32H92ZM100 33H101V32H100ZM102 33H103V31H102ZM111 33H112V32H111ZM128 33H129V31H128ZM128 33H127V34H128ZM130 33H131V32H130ZM136 33H137V32H136ZM139 33H140V32H139ZM143 33H144V31H143ZM149 33H150V32H149ZM151 33H152V32H151ZM6 34H7V33H6ZM26 34H27V33H26ZM58 34H59V33H58ZM71 34H72V33H71ZM75 34H76V31H75ZM79 34L82 35L83 33H79ZM84 34H86V33L84 32ZM96 34L99 35L98 32H97ZM131 34H132V33H131ZM131 34H130V36H131ZM133 34H134V31H133ZM141 34H142V32H141ZM182 34H183V33H182ZM194 34H195V33H194ZM194 34H193V35H194ZM27 35H28V34H27ZM27 35H26V37H27ZM59 35H60V34H59ZM69 35H70V33H69ZM72 35H73V34H72ZM80 35H79V36H80ZM100 35H101V34H100ZM105 35H106V34H105ZM110 35H111V34H110ZM125 35H126V34H125ZM125 35H123V36H125ZM134 35H135V34H134ZM136 35H137V34H136ZM136 35H135V36H136ZM161 35H163V33L160 34V38H162ZM164 35H165V34H164ZM166 35H165V36H166ZM185 35H186V34H185ZM193 35H192V37H194ZM0 36H1V35H0ZM60 36H61V35H60ZM66 36H68L67 33H66L65 37H66ZM79 36H78V37H79ZM86 36H87V35H86ZM95 36H96V35H95ZM123 36H122V37H123ZM130 36H129V37H130ZM137 36H138V35H137ZM149 36L151 37L150 34H149ZM158 36H159V35H158ZM158 36H157V37H158ZM165 36H163V37H165ZM181 36H182V35H181ZM183 36H184V35H183ZM188 36H189V35H188ZM17 37H18V36H17ZM69 37H70V36H68V38H69ZM73 37H74V36H73ZM88 37H89V36H88ZM107 37H111V36H107ZM113 37H115V35H113ZM143 37H144V36H143ZM143 37H142V38H143ZM147 37H148V36H147ZM152 37H154V35H153ZM157 37H156V38H157ZM167 37H168V36H167ZM192 37H191V38H192ZM15 38H16V37H15ZM59 38H60V37H59ZM61 38H62V37H61ZM61 38H60V39H61ZM63 38H64V37H63ZM63 38H62V39H63ZM82 38H83V37H82ZM104 38H105V37H104ZM111 38H112V37H111ZM138 38H139V37H138ZM154 38H155V37H154ZM154 38H153V39H154ZM160 38L158 37L157 39L162 40L161 42H163V41L165 40V39H160ZM64 39H66V38H64ZM80 39H81V38H80ZM96 39H97V37H96ZM109 39H110V38H109ZM112 39H114V38H112ZM122 39H123V38H122ZM124 39H126V38H124ZM124 39H123V40H124ZM127 39H128V38H127ZM127 39H126V40H127ZM131 39H132V38H131ZM134 39H135V38H134ZM151 39H152V38H151ZM168 39H169V41L171 40L170 38H168ZM168 39H167V40H168ZM182 39H183V38L181 37V40H182ZM194 39H195V37H194ZM76 40H77V37H76ZM89 40H90V39H89ZM94 40H95V39H94ZM94 40H90V41H94ZM104 40H105V39H104ZM107 40H108V39H107ZM116 40H118V39H116ZM116 40L114 39V41H116ZM135 40H136V39H135ZM141 40H142V39H140L139 42H140ZM155 40H156V39H155ZM159 40H157L158 43L160 42ZM167 40H166V41H167ZM176 40H177V39H176ZM176 40H175V41H176ZM183 40H184V39H183ZM183 40H182V41H183ZM26 41H27V40H26ZM74 41H75V40H74ZM77 41H78V40H77ZM110 41H111V40H110ZM118 41H119V40H118ZM128 41H129V39H128ZM128 41H127V42L124 41V43H128ZM166 41H165V42H166ZM13 42H14V41H13ZM27 42H28V41H27ZM80 42H82V41H80ZM100 42H101V41H100ZM108 42H109V41H108ZM155 42H156V41H155ZM171 42H172V41H170V43H171ZM180 42H181V41H180ZM186 42L189 44L188 41H186ZM193 42H195V41H193ZM30 43H31V42H30ZM101 43H102V42H101ZM103 43H104V42H103ZM110 43H111V42H109V45H110ZM121 43H123V42L121 41ZM163 43H164V42H163ZM173 43H174V42H173ZM173 43H172V44H173ZM23 44H24V43H23ZM92 44H93V43H92ZM92 44H91V46H92ZM94 44H96L95 41H94ZM107 44H108V43H107ZM152 44H153V43H152ZM161 44H162V43H161ZM166 44H168V43H166ZM172 44H170V45H172ZM175 44H176V46H177V43H176V42H175ZM175 44H174V46H175ZM183 44H184V43H183ZM183 44H182V46H183ZM185 44H186V43H185ZM185 44H184L183 47L188 46V44H187V45H185ZM25 45H26V44H25ZM28 45H29V44H28ZM122 45H123V44H122ZM128 45H129V44H128ZM140 45H141V44H140ZM162 45H163V44H162ZM179 45H180V44H179ZM96 46H98V45H96ZM100 46H101V45H100ZM145 46H147V45H145ZM153 46H155V44H154ZM158 46H159V45H158ZM194 46H195V44H194ZM34 47H35V46H34ZM93 47H95V46H93ZM104 47H106L105 44H104ZM117 47H118V44H117ZM129 47H130V46H129ZM167 47H169V46H167ZM24 48H25V47H24ZM95 48H96V47H95ZM131 48L133 49V46H132ZM157 48H158V47H157ZM159 48L161 49V47H159ZM162 48H164V47L162 46ZM165 48H166V46H165ZM172 48H173V47H172ZM180 48H181V47H180ZM35 49H36V48H35ZM105 49H106V48H105ZM108 49H110V48L108 47ZM122 49H123V47H122ZM168 49H169V48H167V50H168ZM182 49H184V48H182ZM185 49H186V48H185ZM192 49H193V48H192ZM16 50H17V49H16ZM16 50H15V51H16ZM103 50H104V49H103ZM112 50H114V52H115V49L112 48ZM125 50H129V49H125ZM133 50H134V49H133ZM152 50H153V49H152ZM169 50H170V49H169ZM31 51H32V50H31ZM131 51H132V50H130L129 53L132 54L133 52H131ZM171 51H172V50H171ZM173 51H175V50L173 49ZM173 51H172V52H173ZM179 51H180V50H179ZM188 51H189V50H188ZM33 52H34V51H33ZM43 52H44V51H43ZM135 52H137V51H135ZM161 52H162V51H161ZM98 53H99V52H98ZM106 53H107V51H106ZM123 53H125V52H123ZM175 53H176V54H175ZM175 53H174L175 55L178 54L176 51H175ZM182 53H183V52H182ZM185 53H186V52H185ZM38 54H39V53H38ZM44 54H45V53H44ZM44 54H43V55H44ZM133 54H135V53H133ZM137 54H138V53H137ZM139 54H140V53H139ZM1 55H2V54H1ZM4 55H6V54H4ZM4 55H3V56H4ZM29 55H30V54H29ZM35 55H36V54H35ZM93 55H94V54H93ZM122 55H124V54H122ZM135 55H136V54H135ZM151 55H152V54H151ZM165 55H166V53H165ZM32 56H33V55H32ZM40 56H41V55H40ZM98 56H99V54H98ZM98 56H96V57L98 58ZM120 56H121V55H120ZM120 56H116V55H115V57H120ZM138 56H139V55H137V57H138ZM142 56H143V55H142ZM145 56H146V55H145ZM153 56H154V55H153ZM166 56H167V55H166ZM171 56H172V55H171ZM171 56H170L171 60H172V59L174 60L175 56H174L173 58H172ZM42 57H43V56H42ZM89 57H90V56H89ZM89 57H88V58H89ZM100 57H101V56H100ZM122 57H123V56H122ZM122 57H120V60L123 61V60L127 59V62L125 61V62H126L125 64H127V63H128V58L124 57L125 59L122 60V59H121ZM132 57H133V56H132ZM151 57H152V56H151ZM155 57H156V56H155ZM177 57H178V56H176V58H177ZM186 57H187V56H186ZM21 58H22V57H21ZM37 58H38V57H37ZM40 58H41V57H40ZM88 58H87V61H88ZM107 58H108V57H107ZM134 58H135V56H134ZM134 58H133V59H134ZM140 58H141V57H140ZM140 58H139V59H140ZM149 58H150V56H149ZM158 58H159V57H158ZM160 58H161V57H160ZM167 58H169V56L166 57V58H164V59L168 60ZM193 58H194V57H193ZM5 59H6V58H5ZM89 59H90V58H89ZM103 59H104V58H103ZM105 59H106V58H105ZM136 59H137V58H136ZM147 59H148V58H147ZM151 59H152V58H151ZM154 59H156V58H154ZM38 60H40V59H38ZM42 60H43V59H42ZM145 60H146V59H145ZM145 60H143V62H144ZM171 60H169V61H171ZM13 61H14V60H13ZM20 61H21V60H20ZM22 61H23V60H22ZM90 61H91V59H90ZM93 61H94V60H93ZM116 61H118V60H116ZM134 61H135V60H133V62H134ZM146 61H147V60H146ZM146 61H145V62H146ZM179 61H180V60H179ZM188 61H189V60H188ZM45 62H46V61H45ZM48 62H49V61H48ZM95 62H96V60H95ZM104 62H106V61H104ZM147 62H148V61H147ZM164 62H165V60H164ZM166 62H168V61H166ZM37 63H39V62H37ZM46 63H47V62H46ZM55 63H56V62H55ZM130 63H131V62H130ZM152 63H153V62H152ZM155 63H156V62H155ZM161 63H162V61H161ZM180 63H181V62H180ZM192 63H194V62H192ZM40 64H41V63H40ZM91 64H93V63L91 62ZM94 64H95V63H94ZM102 64H103V63H102ZM105 64H106V63H105ZM116 64H117V63H116ZM118 64H119V63H118ZM118 64H117V65H118ZM128 64H129V63H128ZM140 64H141V63H140ZM140 64H139V65H140ZM169 64H170V63H169ZM169 64H168V65H169ZM178 64H179V62H178ZM187 64H188V63H187ZM187 64H186V65H187ZM190 64H191V63H190ZM55 65H56V64H55ZM55 65H54V66H55ZM95 65H96V64H95ZM106 65H107V64H106ZM145 65L147 66L148 64H145ZM157 65H159V64H157ZM162 65H163V64H162ZM162 65H160V66H162ZM180 65H181V64H180ZM192 65H193V64H192ZM107 66H108V65H107ZM124 66H125V65H124ZM126 66H127V65H126ZM129 66H131V65H129ZM86 67H87V66H86ZM147 67H148V66H147ZM151 67H153V66H151ZM156 67H157V66H156ZM169 67H170V65H169ZM193 67H194V66L191 67V68H192V71L195 70ZM225 67H226V66H225ZM225 67H224V68H225ZM40 68H41V67H40ZM40 68H39V69H40ZM109 68H110V67H109ZM109 68H108V69H109ZM131 68H134V67H131ZM135 68H137V67H135ZM164 68H165V66H164ZM187 68H188V67H187ZM53 69H54V68H53ZM106 69H107V68H106ZM120 69H121V67H120ZM145 69H146V68H145ZM148 69H149V67H148ZM161 69H163V67H162ZM161 69H160V71H161ZM56 70H57V69H56ZM84 70H85V69H84ZM91 70H92V69H91ZM103 70H104V69H103ZM103 70H102V71H103ZM112 70H113V69H112ZM136 70H137V69H136ZM157 70H158V69H157ZM165 70H166V69H165ZM175 70H176V69H175ZM187 70H189V68H188ZM81 71H82V70H81ZM115 71H116V70H115ZM118 71H120L119 68H118ZM118 71H117V72H118ZM132 71H135V69H134V70L132 69ZM146 71H147V70H146ZM151 71H153V70H151ZM160 71H159V72H160ZM185 71H186V70H185ZM185 71H184V72H185ZM192 71H191V72H192ZM95 72H97V71H95ZM106 72H107V71H106ZM117 72H116V73H117ZM122 72H123V71H122ZM124 72H125V71H124ZM135 72H136V71H135ZM139 72H140V71H139ZM139 72H138V73H139ZM159 72H158L157 74H159ZM166 72H167V71H166ZM170 72H171V71H170ZM191 72H189V73H191ZM78 73L80 74V72H77V76H78ZM111 73H112V71H111ZM118 73H119V72H118ZM136 73H137V72H136ZM175 73H176V72H175ZM75 74H76V73H75ZM120 74H121V73H120ZM153 74H154V73H153ZM177 74H178V73H177ZM192 74L194 75L195 73L193 72ZM141 75H143V74H140V76H141ZM161 75H162V74H161ZM29 76H31V75H29ZM51 76H52V75H51ZM137 76H138V75H137ZM163 76H164V74H163ZM167 76H168V75H167ZM183 76H184V75H183ZM67 77H68V76H67ZM79 77H80V76H79ZM90 77H91V76H90ZM125 77H126V76H125ZM130 77H131V76H130ZM133 77H134V76H133ZM147 77H148V76H147ZM152 77H153V75H152ZM173 77H175V76H173ZM188 77H189V76H188ZM55 78H56V77H55ZM117 78H120V77L117 76ZM134 78H135V77H134ZM136 78H137V77H136ZM143 78H144V77H143ZM145 78H146V77H145ZM149 78H150V77H149ZM149 78H148V79H149ZM153 78H154V77H153ZM184 78H185V77H184ZM63 79H64V78H62V80H63ZM73 79H74V78H73ZM78 79H80V78H78ZM81 79H83V77H82ZM120 79H122V77H121ZM141 79H142V78H141ZM141 79H140V80H141ZM159 79H160V78H159ZM166 79H167V78H166ZM169 79H170V78H169ZM169 79H168V81H169ZM172 79H173V78H172ZM176 79H177V78H176ZM30 80H31V79H30ZM69 80H70V79H69ZM69 80H66V81L69 82ZM71 80H72V79H71ZM117 80H118V79H117ZM145 80H146V79H145ZM145 80H144V82H145ZM155 80H156V79H155ZM155 80H154V81H155ZM157 80H158V79H157ZM161 80H162V79H161ZM52 81H53V80H52ZM73 81H74V80H73ZM75 81H78V80H75ZM118 81H119V80H118ZM133 81H134V80H133ZM137 81H138V80H137ZM142 81H143V80H142ZM142 81H141V82H142ZM158 81H159V80H158ZM172 81H173V80H172ZM177 81H178V80H177ZM182 81H183V80H182ZM5 82H6V81H5ZM5 82H4V83H5ZM58 82H59V81H58ZM63 82H64V80H63ZM70 82H71V81H70ZM79 82H81V81H78V83H79ZM124 82H125V81H124ZM146 82H147V81H146ZM152 82H153V80H152ZM174 82H175V81H174ZM174 82H173V84H174ZM187 82H188V81H187ZM2 83H3V82H2ZM4 83H3V84H4ZM27 83H28V82H27ZM27 83H26V84H27ZM40 83H41V82H40ZM51 83H52V82H51ZM61 83H62V82H61ZM133 83H135V82H133ZM133 83H132V85H133ZM139 83H140V82H139ZM147 83H148V82H147ZM147 83H146V84H147ZM181 83L183 84L184 82H181ZM12 84H13V83H11L10 85H12ZM26 84H25V85H26ZM48 84H49V83H48ZM59 84H60V82H59ZM72 84H73V83H72ZM83 84H84V83H83ZM148 84H149V83H148ZM159 84H160V83H159ZM175 84H176V83H175ZM179 84H180V83H179ZM188 84H189V83H188ZM7 85H8V84H7ZM13 85H14V84H13ZM46 85H47V84H46ZM56 85H57V84H56ZM63 85H64V84H63ZM73 85H74V84H73ZM75 85H76V84H75ZM144 85H145V84H144ZM153 85H154V83H153ZM153 85H152V86H153ZM177 85H178V84H177ZM184 85H185V84H184ZM191 85H192V84H191ZM17 86H20V85H17ZM54 86H55V85H54ZM61 86H62V85H61ZM78 86H79V84H78ZM81 86H82V85H81ZM117 86H118V84H117ZM145 86H146V85H145ZM150 86H151V85H150ZM161 86H164V85H161ZM5 87H6V86H5ZM10 87H11V86H10ZM13 87H14V86H13ZM20 87H21V86H20ZM47 87H48V86H47ZM124 87H125V86H124ZM167 87H171V86H167ZM188 87H189V85H188ZM1 88H2V85H1ZM23 88H24V87H23ZM45 88H46V87H45ZM61 88H62V87H61ZM71 88H72V87H71ZM126 88H127V87H126ZM131 88H133V87H131ZM134 88H135V85H134ZM139 88H141V90H143L141 86H139ZM143 88H144V87H143ZM156 88H157V87H156ZM165 88H166V87H165ZM173 88H174V87H172V89H173ZM176 88H177V87H176ZM178 88L180 89L179 86H178ZM178 88H177V89H178ZM181 88H184V87H181ZM193 88H194V86L192 87V89H193ZM12 89H13V88H12ZM15 89H16V88H15ZM15 89H14V90H15ZM47 89H48V88H47ZM49 89H51V88L49 87ZM54 89H55V88H54ZM56 89H58V87H57ZM80 89H81V88H80ZM121 89H124V88H121ZM145 89L147 90L148 88L146 87ZM145 89H144V90H145ZM151 89H152V88H151ZM161 89H163V88H161ZM172 89H171V90H172ZM179 89H178V91H179ZM189 89H191V86L189 87ZM194 89H195V88H194ZM194 89H193V90H194ZM9 90H10V89H9ZM9 90H8V92H9ZM59 90H60V89H59ZM59 90H58V92H59ZM62 90H64V87H63ZM81 90H82V89H81ZM136 90H137V89H136ZM138 90H139V89H138ZM146 90H145V91H146ZM193 90H192V91H193ZM1 91H2V90H1ZM3 91H4V90H3ZM23 91H24V89H23ZM33 91H34V90H33ZM33 91H32V92H33ZM52 91H54V90L52 89ZM117 91H118V89H117ZM129 91H130V90H129ZM151 91H152V90H151ZM156 91H157V90H156ZM172 91H174V90H172ZM32 92H31V94H32ZM55 92H56V91H55ZM120 92H121V91H120ZM136 92L138 93V91H136ZM136 92H135V94H136ZM184 92H185V91H184ZM188 92H190V91H188ZM4 93H5V92H4ZM4 93H2V95H3ZM50 93H51V92H50ZM121 93H122V92H121ZM170 93H171V92H170ZM172 93H173V92H172ZM172 93H171V94H172ZM178 93H179V92H178ZM193 93H194V91H193ZM31 94H30V95H31ZM44 94H45V93H44ZM47 94H48V92H47ZM53 94H54V93H53ZM118 94H119V93H118ZM124 94H125V93H124ZM129 94H130V92H129ZM135 94H133V95H135ZM142 94H144V93H142ZM0 95H1V93H0ZM5 95H6V94H5ZM114 95H115V93H114ZM162 95H164V94H161V96H162ZM166 95H167V94H166ZM181 95H183V94H181ZM43 96H44V95H43ZM48 96H49V95H48ZM55 96H57V94H56ZM120 96H121V95H120ZM122 96H123V94H122ZM164 96H165V95H164ZM179 96H180V95H179ZM194 96H195V95H194ZM10 97H11V96H10ZM32 97H33V96H32ZM150 97H151V96H150ZM169 97H172V95L169 96ZM187 97H188V95H187ZM190 97H191V96H190ZM5 98H6V96H5ZM34 98H35V95H34ZM38 98H39V97H38ZM41 98H42V97H41ZM155 98H156V96H155ZM165 98H166V96H165ZM172 98H173V97H172ZM174 98H175V96H174ZM182 98H183V97H182ZM10 99H11V98H10ZM43 99H44V98H43ZM43 99H42V100H43ZM118 99H119V95H118ZM125 99H126V98H125ZM148 99H149V98H148ZM161 99H162V98H161ZM177 99H178V98H177ZM186 99H187V98H186ZM191 99H192V98H191ZM194 99H195V98H194ZM2 100H3V99H2ZM34 100H35V99H34ZM121 100H122V99H121ZM172 100H173V99H172ZM174 100H175V99H174ZM10 101H11V100H10ZM16 101H17V99H16ZM29 101H30V100H29ZM29 101H27V102H29ZM31 101H33V100H31ZM55 101H56V100H55ZM55 101H54V102H55ZM96 101H97V100H95V102H96ZM118 101H119V100H118ZM124 101L126 102V100H124ZM146 101H147V100H146ZM165 101H166V100H165ZM182 101H183V100H182ZM182 101H181V104H182ZM5 102H7V100H6ZM20 102H22V101H20ZM20 102H19V103H20ZM50 102H52V101H50ZM128 102H129V101H128ZM131 102H133V101H131ZM155 102H157V101H155ZM171 102H172V101H171ZM185 102H188V101L185 100ZM193 102H195V101H193ZM1 103H2V102H1ZM34 103H35V102H34ZM34 103H33V105H34ZM96 103H97V102H96ZM129 103H130V102H129ZM147 103H148V102H147ZM163 103H164V102H163ZM183 103H184V102H183ZM188 103H189V102H188ZM190 103H191V101H190ZM2 104H3V103H2ZM7 104H8V103H7ZM22 104H23V103H22ZM25 104H26V103H25ZM27 104H28V103H27ZM53 104H55V103H53ZM143 104H144V103H143ZM143 104H142V105H143ZM159 104H160V103H159ZM167 104H169V103H166V105H167ZM192 104H193V103H192ZM194 104H195V103H194ZM8 105H10V104H8ZM50 105H51V104H50ZM100 105H101V104H100ZM120 105H121V104H120ZM127 105H128V104H127ZM144 105H145V104H144ZM160 105H161V104H160ZM160 105H158V106H160ZM169 105H171V104H169ZM169 105H168V106H169ZM179 105H180V103H179L178 105H176V107H178ZM187 105H188V104H187ZM2 106H3V105H2ZM10 106H11V105H10ZM24 106H25V105H24ZM26 106H27V105H26ZM163 106H164V105H163ZM168 106H167V107H168ZM174 106H175V105H174ZM181 106H182V105H181ZM33 107H34V106H33ZM55 107H56V105H55ZM123 107H124V106H123ZM126 107H127V106H126ZM161 107H162V106H161ZM192 107H193V106H190V109H191V110H194V109H192ZM194 107H195V106H194ZM3 108H4V107H3ZM9 108H10V107H9ZM9 108H8V109H9ZM13 108H14V107H13ZM13 108H12V109H13ZM22 108H23V107H22ZM39 108H40V107H38V109H39ZM48 108H49V107H48ZM145 108H146V106H145ZM156 108H157V107H156ZM158 108H159V107H158ZM164 108H165V107H164ZM168 108H169V107H168ZM0 109H1V108H0ZM4 109H5V108H4ZM32 109H33V108H32ZM51 109H52V108H51ZM138 109H139V108H138ZM175 109H176V108H175ZM177 109H178V108H177ZM179 109H180V108H179ZM181 109H182V108H181ZM186 109H187V108H186ZM188 109H189V108H188ZM9 110H10V109H9ZM14 110H15V108H14ZM33 110H35V109H33ZM39 110H40V109H39ZM48 110H50V109H48ZM103 110H104V109H103ZM140 110L142 111L141 108H140ZM145 110H146V109H145ZM160 110H161V109H160ZM164 110H165V109H164ZM166 110H168V109H166ZM170 110H172V109H170ZM173 110H174V108H173ZM191 110H190V111H191ZM50 111H51V110H50ZM56 111H57V110H56ZM56 111H55V112H56ZM162 111H163V110H162ZM174 111H175V110H174ZM7 112H8V111H7ZM15 112H16V111H15ZM41 112H43V111H41ZM52 112H53V111H52ZM62 112H63V111H62ZM62 112H61V114L64 115L65 113H62ZM68 112H69V110H68ZM117 112H118V111H117ZM122 112H123V111H122ZM124 112H125V111H124ZM145 112H146V111H145ZM193 112H194V111H193ZM2 113H3V112H2ZM2 113H0V114H2ZM20 113H21V112H20ZM30 113H31V112H30ZM30 113H29V114H30ZM37 113H38V112H37ZM66 113H67V112H66ZM70 113H71V112H70ZM113 113H114V112H113ZM115 113H116V112H115ZM172 113H173V111H172ZM194 113H195V112H194ZM194 113H193V114L191 113V114H192V115L190 116L191 118H188V120H189V119H192V116L194 115ZM4 114H5V113H4ZM11 114H12V113H11ZM11 114H10V118H11ZM21 114H22V113H21ZM31 114H32V113H31ZM31 114H30V116L32 117L33 114H32V115H31ZM46 114H47V113H46ZM61 114H60V115H61ZM119 114H120V113H119ZM141 114H143V113H141ZM144 114H145V113H144ZM162 114H163V112H162ZM164 114H166V113H164ZM175 114H176V113H175ZM177 114H178V113H177ZM177 114H176V115H177ZM179 114H180V112H179ZM12 115H13V114H12ZM49 115H51V114H49ZM62 115H61V116H62ZM72 115H73V114H72ZM158 115H160V113H159ZM188 115H190V114H188ZM3 116H5V115H3ZM13 116H14V115H13ZM38 116H39V115H38ZM55 116H56V115H55ZM57 116H58V115H57ZM123 116H124V114H123ZM127 116H128V115H127ZM149 116H150V114H149ZM151 116H153V115H151ZM160 116H161V115H160ZM177 116H178V115H177ZM179 116H180V115H179ZM179 116H178V118L180 119L181 116H180V117H179ZM5 117H6V116H5ZM8 117H9V116H8ZM8 117H7V119H8ZM16 117H17V116H16ZM66 117L68 118V115H67ZM83 117H84V116H83ZM107 117H108V115H107ZM113 117H114V115H113ZM119 117H120V115H119ZM124 117H125V116H124ZM166 117H167V116H166ZM47 118H48V117H47ZM59 118H60V116H59ZM61 118H62V117H61ZM109 118H110V117H109ZM139 118H141V117H139ZM176 118H177V117H176ZM184 118H185V117H184ZM5 119H6V118H5ZM17 119H18V118H17ZM54 119H55V118H54ZM62 119H63V118H62ZM137 119H138V117H137ZM156 119H157V118H156ZM2 120H4V119H2ZM8 120H9V119H8ZM38 120H39V119H38ZM43 120H44V119H43ZM56 120H57V118H56ZM66 120H67V119H66ZM69 120H70V118L68 119V121H69ZM72 120H73V118H72ZM125 120H126V119H124V121H125ZM169 120H170V119H169ZM184 120H186V119H184ZM188 120H187V121H188ZM0 121H1V118H0ZM48 121H49V119H48ZM61 121H62V120H61ZM63 121H64V120H63ZM63 121H62V122H63ZM85 121H86V120H85ZM87 121H88V120H87ZM91 121H92V120H91ZM91 121L89 120V123H91ZM93 121H94V120H93ZM107 121H108V120H107ZM107 121H106V122H107ZM120 121H122V120H120ZM137 121H139V119H138ZM144 121H145V120H144ZM170 121H171V120H170ZM175 121H176V120H175ZM180 121H181V120H180ZM191 121H192V120H191ZM12 122H13V121H12ZM31 122H32V121H31ZM42 122H43V121H42ZM71 122H72V121H71ZM79 122H80V121H79ZM96 122H97V121H96ZM102 122H104V121H102ZM117 122H118V121H117ZM129 122H130V120H129ZM129 122H128V123H129ZM156 122H158V121H156ZM178 122H179V121H178ZM184 122H185V121H184ZM15 123H16V122H15ZM48 123H49V122H48ZM80 123H84V122L81 121ZM104 123H105V122H104ZM107 123H108V122H107ZM110 123H111V122H110ZM112 123H113V122H112ZM112 123H111V124H112ZM126 123H127V122H126ZM126 123H125V124H126ZM138 123H139V122H138ZM161 123H162V122H161ZM164 123H165V122H164ZM169 123H170V122H169ZM172 123H173V122L171 121V124H172ZM1 124H3V123H1ZM5 124H7V123H5ZM52 124H53V123H52ZM59 124H60V122H59ZM62 124H63V123H62ZM64 124H65V123H64ZM70 124H73V122L70 123ZM87 124H88V123H87ZM102 124H103V123H102ZM117 124H118V123H117ZM117 124H116V125H117ZM125 124H124V125H125ZM136 124H137V123H136ZM139 124H140V123H139ZM174 124H175V123H174ZM54 125H55V124H54ZM60 125H61V124H60ZM92 125H93V124H92ZM113 125H114V124H113ZM116 125H115V126H116ZM132 125H133V124H132ZM168 125H169V124H168ZM172 125H173V124H172ZM179 125H180V124H179ZM188 125H190V123H189ZM15 126H16V125H15ZM27 126H28V125H27ZM27 126H26V128H27ZM37 126H38V125H37ZM51 126H52V125L50 124V127H51ZM66 126H67V125H66ZM66 126H65V127H66ZM74 126H75V124H74ZM74 126H73V127H74ZM85 126H86V125H85ZM125 126H126V125H125ZM181 126H182V125H181ZM191 126H192V125H190V127H191ZM32 127H33V126H32ZM43 127H44V126H43ZM60 127H61V126H60ZM89 127H90V125H89ZM113 127H114V126H113ZM139 127H140V125H139ZM151 127H152V125H151ZM158 127H160V129H159V131H160V130H161V126H158ZM168 127H169V126H168ZM168 127H167V128H168ZM171 127H173V126H171ZM174 127H177V125L174 126ZM193 127H194V126H193ZM193 127H191V128H193ZM61 128H62V127H61ZM63 128H64V127H63ZM74 128H75V127H74ZM76 128H77V127H76ZM104 128H105V127H104ZM107 128H108V127H106V129H107ZM163 128H164V127H162V130L160 131V133L163 131ZM3 129H4V127H3ZM36 129H37V128H36ZM48 129H49V128H48ZM81 129H82V128H81ZM81 129H80V130H81ZM86 129H87V128H86ZM110 129H112V127H111ZM110 129H109V130H110ZM140 129H141V128H140ZM144 129H145V127H144ZM144 129H143V130H144ZM164 129H165V128H164ZM171 129H172V128H171ZM177 129H178V128H177ZM12 130H13V129H12ZM44 130H45V129H44ZM72 130H73V129H72ZM74 130L76 131V129H74ZM80 130H79V131H80ZM83 130H84V129H83ZM83 130H82V131H83ZM89 130H90V129H89ZM95 130H96V128H95ZM112 130H113V129H112ZM118 130H120V129L118 128ZM118 130H117V131H118ZM136 130H138V128H137ZM150 130H151V129H150ZM172 130H174V129H172ZM175 130H176V129H175ZM46 131H47V130H46ZM87 131H88V130H87ZM92 131H93V130H92ZM114 131H116V130H114ZM122 131L124 132L125 130H122ZM134 131H135V130H134ZM141 131H142V130H141ZM146 131H147V129H146ZM176 131H177V130H176ZM179 131H180V130L178 129V132H179ZM0 132H1V131H0ZM36 132H37V131H36ZM84 132H85V131H84ZM96 132H97V130H96ZM99 132H100V131H99ZM102 132H103V131H102ZM107 132H108V131H107ZM109 132H110V131H109ZM112 132H113V131H112ZM120 132H121V130H120ZM123 132H122V133H123ZM128 132H129V131H128ZM153 132H154V131H153ZM169 132H170V131H169ZM172 132H173V131H172ZM174 132H175V131H174ZM178 132L175 133V134H176V135H179L180 132H179V133H178ZM194 132H195V131H194ZM14 133H15V132H14ZM39 133H40V132H39ZM62 133H63V131H62ZM187 133H188V132H187ZM1 134H2V133H1ZM28 134H29V133H28ZM123 134H124V133H123ZM144 134H145V133H144ZM163 134H165V133L163 132ZM171 134H172V133H171ZM171 134H170V135H171ZM188 134H189V133H188ZM188 134H187V137H188ZM94 135H95V134H94ZM96 135H97V133H96ZM102 135H103V134H102ZM108 135H109V133H108ZM110 135L113 136L111 133H110ZM120 135H121V134H120ZM147 135H148V134H147ZM172 135H174V134H172ZM182 135H183V134H182ZM184 135H185V134H184ZM57 136H60V135H57ZM57 136H56V137H57ZM63 136H64V134H63ZM76 136H77V135H76ZM166 136H168V135H166ZM73 137H74V136H73ZM73 137H71V138H73ZM95 137H96V136H95ZM105 137H107V136H105ZM109 137H110V136H109ZM109 137H108V139H109ZM115 137H117V136H115ZM115 137H114V138H115ZM119 137H120V136H119ZM181 137H182V136H181ZM187 137H186V138H187ZM45 138H46V137H45ZM62 138H63V137H62ZM67 138H68V137H67ZM96 138H98V135H97ZM100 138H101V137H100ZM103 138H104V137H103ZM103 138L100 139V141H101L100 143H103V142H102V139H103ZM114 138L112 137V138H110V139H114ZM117 138H118V137H117ZM176 138H179V137H176ZM0 139H1V138H0ZM74 139H75V138H74ZM154 139H155V138H154ZM163 139H164V137H163ZM166 139H167V138H166ZM171 139H172V138H171ZM179 139H180V138H179ZM184 139H185V138H184ZM188 139H189V137H188ZM190 139H191V138H190ZM193 139H194V138H193ZM45 140H46V139H45ZM50 140H51V138H50ZM63 140H64V139H63ZM71 140H72V139H71ZM103 140H104V139H103ZM147 140L149 141V139H147ZM191 140H192V139H191ZM58 141H59V140H57V142H58ZM83 141H84V140H83ZM110 141H111V140H110ZM114 141H115V140H114ZM114 141H112V142H114ZM116 141H117V140H116ZM154 141H155V140H154ZM161 141L163 142V140H161ZM164 141H165V140H164ZM5 142H6V141H5ZM9 142H10V141H9ZM27 142H29V141H27ZM70 142H73V143H74L73 140L70 141ZM70 142H69V144H70ZM75 142H77V141H75ZM91 142H92V141H91ZM95 142H96V141H95ZM106 142H107V140H106ZM172 142H173V141H172ZM177 142H178V141H177ZM194 142H195V141H194ZM66 143H67V141H66ZM73 143H72V144H73ZM77 143H78V142H77ZM83 143H84V142H83ZM109 143H110V142H109ZM114 143H115V142H114ZM118 143H120V142H118ZM154 143H155V142H154ZM154 143H153V145L150 146V147H153V146H154ZM158 143H159V142H158ZM158 143H157V144H158ZM165 143H166V142H165ZM167 143H168V140H167ZM175 143H176V142H175ZM175 143H174V144H175ZM179 143H181V140H180ZM179 143H178V144H179ZM189 143H190V140H189ZM192 143H193V142H192ZM6 144H7V142H6ZM6 144H3V145H6ZM60 144H61V143H60ZM84 144H85V143H84ZM93 144H94V143H93ZM97 144H98V143H97ZM103 144H104V143H103ZM150 144H151V141H150ZM160 144H161V143H160ZM184 144H185V143H184ZM30 145H31V144H30ZM73 145H75V144H73ZM77 145H78V144H77ZM86 145L88 146V145H90V144H88V142H87ZM105 145H107V144L105 143ZM112 145H113V144H112ZM114 145H115V144H114ZM145 145H146V144H145ZM155 145H156V143H155ZM182 145H183V144H182ZM182 145H181V146H182ZM188 145H189V144H188ZM188 145H186V146H188ZM194 145H195V143H193V146H194ZM9 146H10V145H9ZM12 146H13V145H12ZM22 146H24V145H22ZM98 146H99V145H98ZM103 146H104V145H103ZM116 146H117V143H116ZM163 146H164V145H163ZM166 146L168 147V145H166ZM169 146H171V144H170ZM3 147H4V146H3ZM14 147H15V146H14ZM80 147H81V146H80ZM85 147H86V146H85ZM91 147H92V146H91ZM96 147H97V145H96ZM100 147H101V145H100ZM106 147H107V146H106ZM119 147H121V146H118L117 148H119ZM122 147H123V145H122ZM134 147H135V146H134ZM142 147H143V146H142ZM154 147H155V146H154ZM156 147H157V146H156ZM182 147H184V146H182ZM188 147H189V146H188ZM4 148H5V147H4ZM39 148H40V147H39ZM61 148H62V147H61ZM65 148H66V147H65ZM67 148H68V147H67ZM72 148H73V147H72ZM86 148H87V147H86ZM86 148H85V149H86ZM103 148H104V147H103ZM123 148H124V147H123ZM130 148H131V146H130ZM137 148H138V147H136L135 149H137ZM147 148H148V147H147ZM165 148H166V147H165ZM168 148H170V147H168ZM168 148H167V149H168ZM171 148H172V147H171ZM179 148H181V147H179ZM179 148H178V149H179ZM194 148H195V146H194ZM16 149H18V147H17ZM26 149H27V148H26ZM68 149H69V148H68ZM107 149H108V147H107ZM107 149H106V151H107ZM135 149H134V151H135ZM144 149H145V148H144ZM149 149H150V148H149ZM191 149H192V148H191ZM0 150H1V149H0ZM20 150H21V149H20ZM23 150H24V149H23ZM29 150H30V149H29ZM91 150H92V149H91ZM91 150H90V151H91ZM109 150H110V148H109ZM125 150L128 151L127 149H125ZM131 150H132V149H131ZM142 150H143V149H142ZM155 150H156V149H155ZM181 150H182V148H181ZM2 151H3V150H2ZM2 151H1V152H2ZM11 151H12V150H11ZM11 151H10V152H11ZM77 151H78V150H76V152H77ZM97 151H98V150H97ZM104 151H105V150H104ZM116 151H117V150H116ZM119 151H120V150L118 149V152H119ZM140 151H141V150H140ZM153 151H154V149H153ZM157 151H158V150H157ZM161 151H162V150H161ZM174 151H175V150H174ZM177 151L179 152L180 150H177ZM15 152H16V151H15ZM18 152H19V151H18ZM29 152H31V151H29ZM58 152H59V151H58ZM76 152H74V153H76ZM94 152H95V151H94ZM118 152H116V153H118ZM124 152H125V151H124ZM148 152H149V151H148ZM159 152H160V151H159ZM164 152H165V151H164ZM168 152H169V151H168ZM184 152L186 153V151H184ZM187 152H190V150H188ZM192 152H193V151H192ZM31 153H32V152H31ZM78 153H79V152H78ZM84 153H85V151H84ZM107 153H108V152H107ZM132 153H133V152H132ZM136 153H137V152H136ZM166 153H167V152H166ZM166 153H164V154L166 155ZM175 153H176V152H175ZM20 154H22V153L20 152ZM72 154H73V153H72ZM111 154H112V153H111ZM118 154H119V153H118ZM120 154H121V152H120ZM133 154H135V153H133ZM150 154H151V151H150ZM150 154H149V155H150ZM152 154H153V153H152ZM169 154H170V153H169ZM179 154H180V153H179ZM6 155H7V153H6ZM17 155H18V154H17ZM31 155H32V154H31ZM39 155H40V154H39ZM76 155H77V154H76ZM78 155H79V154H78ZM78 155H77V156H78ZM87 155H89V154H87ZM105 155H106V154H105ZM108 155H109V154H108ZM108 155H107V156H108ZM124 155L127 156L126 154H124ZM170 155H172V154H170ZM180 155H181V154H180ZM190 155H192V153L189 154V155H187V156H185V158H183V159L185 160L187 157H190ZM15 156H16V155H15ZM18 156H19V155H18ZM101 156H102V155H101ZM113 156H114V155H113ZM121 156H122V155H120V157H121ZM128 156H129V155H128ZM128 156H127V157H128ZM133 156H134V155H133ZM133 156H132V157H133ZM145 156H146V155H145ZM166 156H167V155H166ZM192 156H193V155H192ZM192 156H191V157H192ZM21 157H22V156H21ZM68 157H69V156H67V158H68ZM93 157H94V154H93ZM103 157H104V156H103ZM116 157H117V156H116ZM122 157H123V156H122ZM127 157H126V158H127ZM136 157H137V156H136ZM146 157H147V156H146ZM167 157H168V156H167ZM169 157H170V156H169ZM180 157H181V156H180ZM180 157H179V158H180ZM193 157H195V156H193ZM7 158H8V156H7ZM40 158H41V157H40ZM72 158H73V157H72ZM88 158H89V156L87 157V159H88ZM98 158H99V156H98ZM105 158H106V157H105ZM105 158H104V159H105ZM123 158H124V157H123ZM155 158L158 159L157 157H155ZM160 158H161V157H160ZM179 158H178V159H179ZM1 159H3V158H1ZM1 159H0V160H1ZM5 159H6V157H5ZM5 159H4V162H5ZM12 159H13V158H12ZM14 159H15V158H14ZM31 159H32V158H31ZM41 159H42V158H41ZM84 159H85V158H84ZM91 159L93 160L94 158H91ZM106 159H107V158H106ZM116 159H117V158H116ZM116 159H114V160H116ZM138 159H139V158H137V160H138ZM150 159H151V158H150ZM153 159H154V158H153ZM166 159H167V158H166ZM166 159H163V158H162V160H164V161H165ZM168 159H169V158H168ZM181 159H182V158H181ZM187 159H188V158H187ZM10 160H11V159H10ZM35 160H36V159H35ZM78 160H79V159H78ZM82 160H83V159H82ZM89 160H90V159H89ZM89 160H88V161H89ZM92 160H90V162H91ZM114 160H113V161H114ZM143 160H144V159H143ZM189 160H190V159H189ZM1 161H2V160H1ZM15 161H16V159H15ZM36 161H37V160H36ZM42 161H43V160H42ZM48 161H49V160H48ZM79 161H80V160H79ZM85 161H86V159H85ZM116 161H117V160H116ZM140 161H142V159H140ZM190 161H191V160H190ZM198 161H199V160H197V162H198ZM6 162H9V161H6ZM6 162H5V163H6ZM19 162H20V161H18V163H19ZM98 162H100V161H98ZM98 162H97V163H98ZM109 162H110V161H109ZM144 162H145V161H144ZM159 162H160V161H159ZM166 162H167V161H166ZM172 162H173V161H172ZM181 162H183V161H181ZM186 162H187V161H186ZM49 163H50V162H49ZM52 163H53V162H52ZM57 163H58V162H57ZM69 163H71V162H69ZM78 163H79V162H78ZM93 163H94V162H93ZM93 163H92V164H93ZM97 163H96V164H97ZM110 163H112V162H110ZM150 163H151V161H150ZM150 163H148V164H150ZM152 163H153V162H152ZM169 163H170V162H169ZM190 163H191V162H190ZM7 164H8V163H7ZM21 164H22V163H21ZM30 164H31V163H30ZM36 164H37V163H36ZM43 164H44V163H43ZM87 164H88V163H86V166H87ZM96 164H95V165H96ZM98 164H99V163H98ZM107 164H109V163H107ZM163 164H164V163H163ZM163 164H161V165H163ZM167 164H168V163H167ZM171 164H173V163H171ZM171 164H170V165H171ZM175 164H176V163H174V165H175ZM178 164H181V163H178ZM183 164H184V163H183ZM183 164H182V165H183ZM187 164H188V163H187ZM2 165H3V163H2ZM9 165H10V164H9ZM45 165H46V164H45ZM71 165H72V164H71ZM81 165H82V164H81ZM88 165H89V164H88ZM113 165L115 166V164H113ZM152 165H153V164H152ZM156 165H157V164H156ZM156 165H155V163H154V166H156ZM159 165H160V164H159ZM176 165H177V164H176ZM194 165H195V164H194ZM3 166H4V165H3ZM3 166H1V167L3 168ZM11 166H12V165H11ZM20 166H21V165H20ZM41 166H42V165H41ZM41 166H40V167H41ZM58 166H59V165H58ZM60 166H61V165H60ZM86 166H85V167H86ZM118 166H119V165H118ZM157 166H158V165H157ZM165 166H166V165H165ZM165 166H164V167H165ZM188 166H189V165H188ZM188 166H187V168H188ZM15 167H16V166H15ZM17 167H18V165H17ZM24 167H25V166H24ZM31 167H32V166H31ZM36 167H37V166H36ZM44 167H46V169H47V165L44 166ZM64 167H65V166H64ZM69 167H70V166H69ZM72 167H73V166H72ZM81 167H82V166H81ZM91 167H92V165H91ZM148 167H149V166H148ZM148 167H147V169H148ZM161 167H162V166H161ZM161 167H160V168H161ZM171 167H174V166L172 165ZM171 167H170L169 169H171ZM179 167H180V166H179ZM182 167L184 168V166H182ZM11 168H12V167H11ZM13 168H14V164H13ZM21 168H22V166H21ZM29 168H30V167H29ZM52 168H53V167H52ZM56 168H57V167H56ZM88 168H89V167H88ZM180 168H181V167H180ZM192 168H193V166H192ZM16 169H17V168H16ZM32 169H33V168H32ZM34 169H36V168H34ZM58 169H60V167H58ZM85 169H86V168H85ZM85 169H84V170H85ZM161 169H162V168H161ZM165 169H168V168H165ZM169 169H168V173H169V175H170L172 172L170 173V172H169ZM14 170H15V169H14ZM39 170H40V168H39ZM44 170H45V169H44ZM44 170H43V171H44ZM49 170H50V169H49ZM49 170H48V171H49ZM56 170H57V169H56ZM81 170H82V169H80L79 171H81ZM84 170H83V171H84ZM107 170H109V168H108ZM123 170H124V168H123ZM150 170H151V168H150ZM177 170H178V168H177ZM182 170H184V169H182ZM186 170H187V169H186ZM190 170H192V169H190ZM193 170H194V168H193ZM12 171H13V170H12ZM30 171H31V170H30ZM41 171H42V169H41ZM53 171H54V170H53ZM146 171H147V170H146ZM159 171H160V170H159ZM188 171H189V170H188ZM10 172H11V171H10ZM17 172H18V171H17ZM27 172H29V170H28ZM31 172H32V171H31ZM31 172H30V173H31ZM34 172H35V171H34ZM54 172H55V171H54ZM73 172H74V171H73ZM76 172H77V171H76ZM90 172H92V171H90ZM124 172H125V171H124ZM133 172H134V171H133ZM136 172H138V171H136ZM148 172H149V170H148ZM148 172H147V173H148ZM152 172H154V171L152 170ZM155 172H156V171H155ZM32 173H33V172H32ZM35 173H36V172H35ZM60 173H61V172H60ZM62 173H63V172H62ZM81 173H82V172H81ZM145 173H146V172H145ZM150 173H151V172H150ZM163 173L165 174V172H163ZM176 173H177V172H176ZM214 173H215V172H213L212 174H214ZM27 174H28V173H27ZM36 174L39 175V173H36ZM36 174H35V176H36ZM52 174H53V173H52ZM67 174H70V173L67 172ZM79 174H80V173H79ZM90 174H92V173H90ZM108 174H109V173H108ZM126 174H127V173H126ZM137 174H138V173H137ZM137 174H136V175H137ZM148 174H149V173H148ZM151 174H152V173H151ZM151 174H150V175H151ZM157 174H158V170H157ZM180 174H181V172H180ZM190 174H191V173H190ZM15 175H16V173H15ZM63 175H64V174H63ZM63 175H62V176H63ZM111 175H112V174H111ZM122 175H123V174H122ZM124 175H125V173H124ZM134 175H135V174H134ZM165 175H167V174H165ZM178 175H179V173H178ZM185 175H186V174H185ZM195 175H196V173H195ZM204 175H205V174H204ZM210 175H211V174H210ZM216 175H217V174H216ZM10 176H11V175H10ZM12 176H13V175H12ZM17 176H18V174H17ZM32 176H33V175H32ZM49 176H50V175H49ZM85 176H86V175H85ZM85 176H84V177H85ZM162 176L164 177V175H162ZM176 176H177V175H176ZM181 176H182V175H181ZM183 176H184V175H183ZM198 176H199V175H198ZM208 176H209V175H208ZM208 176H207V177H208ZM0 177H1V176H0ZM8 177H9V176H8ZM18 177H19V176H18ZM21 177H22V176H21ZM30 177H31V176H30ZM37 177H38V176H37ZM55 177H56V176H55ZM152 177H154V175H153ZM209 177H211V176H209ZM9 178H10V177H9ZM46 178H47V177H46ZM53 178H54V176H53ZM70 178H71V177H70ZM76 178H77V177H76ZM169 178H171V177H169ZM173 178H174V177H173ZM177 178H178V177H177ZM177 178H176V179H177ZM188 178H189V177H188ZM4 179H5V178H4ZM26 179H27V178H26ZM28 179H29V178H28ZM66 179H67V178H66ZM66 179H65V180H66ZM145 179H146V178H145ZM162 179H163V178H162ZM167 179H168V178H167ZM174 179H175V178H174ZM186 179H187V177H186ZM189 179H191V178H189ZM189 179H188V180H189ZM6 180H8V179H6ZM19 180H20V179H19ZM34 180H36V179H34ZM38 180H39V179H38ZM38 180H37V181H38ZM41 180H42V178H41ZM53 180H54V179H53ZM60 180H64V178H62V179H60ZM74 180H76V179H74ZM151 180H152V179H151ZM154 180H155V179H154ZM168 180H169V179H168ZM168 180H167V181H168ZM177 180H178V179H177ZM191 180H193V179H191ZM203 180H204V178H203ZM32 181H33V180H32ZM37 181H36V182H37ZM54 181H56V180H54ZM57 181H59V180H57ZM67 181H68V180H67ZM93 181H94V180H93ZM95 181H96V179H95ZM159 181H162L161 178H160ZM175 181H176V180H175ZM180 181H181V180H180ZM7 182H8V181H7ZM11 182H12V179H11ZM36 182H35V183H36ZM60 182H61V181H60ZM70 182H71V181H70ZM73 182H74V181H73ZM103 182H104V181H103ZM111 182H112V181H111ZM140 182H141V181H140ZM156 182H158V180H157ZM170 182H171V181H170ZM173 182H174V181H173ZM217 182H218V181H217ZM219 182H221V180H220ZM8 183H10V182H8ZM33 183H34V182H33ZM49 183H52V182H49ZM77 183H78V182H77ZM93 183H94V182H93ZM93 183H92V184H93ZM130 183H131V182H130ZM142 183H143V182H142ZM142 183H141V184H142ZM144 183H145V182H144ZM175 183H177V182H175ZM23 184H24V183H23ZM27 184H28V182H27ZM43 184H44V183H43ZM54 184H55V183H54ZM63 184H65V182H64ZM67 184H71V183H68V182H67ZM92 184H91V186H93ZM105 184H106V183H105ZM114 184H115V183H114ZM118 184H120V183H118ZM118 184L116 183L115 185L118 186ZM131 184H132V183H131ZM134 184H135V183H134ZM141 184H137V185H141ZM214 184H215V183H214ZM0 185H1V184H0ZM6 185H7V184H6ZM10 185H11V184H10ZM58 185H59V184H58ZM58 185H57V186H58ZM75 185H76V183L74 184V186H75ZM137 185H136V186H137ZM144 185H147V184H144ZM156 185H157V183H156ZM161 185H162V184H161ZM177 185H178V184H177ZM208 185H209V184H208ZM15 186H16V185H15ZM26 186H27V185H26ZM40 186H41V185H40ZM50 186H51V185H50ZM71 186H72V184H71ZM74 186H73V187H74ZM84 186H85V185H84ZM89 186H90V185H89ZM111 186H112V185H111ZM123 186H124V184H123ZM141 186H143V185H141ZM147 186H148V185H147ZM210 186H211V185H210ZM17 187H18V186H17ZM20 187H21V186H20ZM23 187H24V186H23ZM61 187H62V186H61ZM87 187H88V186H87ZM99 187H100V186H99ZM119 187H120V186H118V188H119ZM167 187H168V186H167ZM175 187H176V186H175ZM178 187H179V185H178ZM197 187H198V183H197ZM208 187H209V186H208ZM8 188H9V187H8ZM8 188H7V189H8ZM18 188H19V187H18ZM52 188H53V187H52ZM52 188H51L50 190H52ZM58 188H59V187H58ZM96 188H97V187H96ZM102 188H104V187H102ZM125 188H127V187H125ZM137 188H138V186H137ZM149 188H150V186H149ZM159 188H161V187H159ZM185 188H186V187H185ZM195 188H196V187H195ZM7 189H6V190H7ZM20 189H21V188H20ZM27 189H28V187H27ZM56 189H57V187H56ZM56 189H55V190H56ZM59 189H60V188H59ZM70 189H71V187H70ZM75 189H76V188H75ZM75 189H74V191H75ZM78 189H79V188H78ZM94 189H95V188H94ZM105 189H106V187H105ZM109 189H111V188H108V190H109ZM135 189H136V188H135ZM135 189H134V190H135ZM139 189H140V186H139ZM151 189H152V188H151ZM151 189H150V190H151ZM153 189H154V188H153ZM167 189H168V188H167ZM214 189H215V188H214ZM221 189H222V188H221ZM9 190H10V189H9ZM14 190H15V188H14ZM16 190H17V189H16ZM29 190H30V188H29ZM36 190H37V189H36ZM76 190H77V189H76ZM82 190H83V189H82ZM108 190H107V191H108ZM123 190H124V188H123ZM130 190H131V189H130ZM156 190H158V189H156ZM169 190H171V188H169ZM197 190H198V189H197ZM197 190H196V191H197ZM212 190H213V189H212ZM12 191H13V190H12ZM17 191H19V190H17ZM47 191H48V189H47ZM60 191H61V189H60ZM64 191H65V189H64ZM66 191H67V190H66ZM100 191L102 192V190H100ZM141 191H142V190H141ZM153 191H154V190H153ZM159 191H160V190H159ZM161 191H162V190H161ZM166 191H167V190H166ZM173 191H174V190H173ZM184 191H186V190H184ZM21 192H24V191H21ZM29 192H30V191H29ZM31 192H32V191H31ZM36 192H41V191H36ZM61 192H62V191H61ZM75 192H77V191H75ZM105 192H106V190H105ZM108 192H109V191H108ZM118 192H119V191H118ZM132 192H133V191H132ZM180 192H181V190H180ZM191 192H192V191H191ZM198 192H199V191H198ZM200 192H201V191H200ZM222 192H223V191H222ZM1 193H2V192H1ZM9 193H10V192H9ZM9 193H8V195H9ZM13 193H14V192H13ZM50 193H51V195H52L53 192H50ZM56 193H57V192H56ZM94 193H95V192H94ZM111 193H112V192H111ZM113 193L115 194V192H113ZM138 193H140V192H138ZM138 193H137V194H138ZM150 193H151V191H150ZM150 193H149V194H150ZM152 193H154V195H155V192H152ZM166 193H167V192H166ZM182 193H183V192H182ZM192 193H193V192H192ZM21 194H22V193H21ZM45 194H46V193H45ZM68 194H69V192H68ZM68 194H67V195H68ZM79 194H80V193H79ZM109 194H110V192H109ZM131 194H132V193H131ZM156 194H157V192H156ZM163 194H164V191H163ZM163 194H162V195H163ZM167 194H168V193H167ZM171 194H172V192H171ZM175 194H176V193H175ZM190 194H191V193H190ZM199 194H200V193H199ZM219 194H220V193H219ZM15 195H16V193H15ZM48 195H49V194H48ZM51 195H50V196H51ZM58 195H60V194H58ZM71 195H72V194H71ZM84 195H85V193H84ZM86 195H87V194H86ZM104 195H105V194H104ZM122 195H123V194H122ZM128 195H129V194H128ZM141 195H142V194H141ZM158 195H159V193H158ZM182 195H183V194H182ZM197 195H198V193H197ZM200 195H201V194H200ZM215 195L217 196V194H215ZM4 196H5V195H4ZM29 196H30V195H29ZM39 196H40V194H39ZM52 196H53V195H52ZM55 196L57 197V195H55ZM72 196H73V195H72ZM82 196H83V195H82ZM97 196H99V195H97ZM106 196H107V195H106ZM125 196H126V195H125ZM136 196H137V195H136ZM143 196H144V195H143ZM152 196H153V195H152ZM165 196H166V195H165ZM173 196H174V195H173ZM195 196H196V195H195ZM195 196H194V197H195ZM223 196H224V195H223ZM5 197H6V196H5ZM5 197L2 198V199H6ZM34 197H35V196H34ZM37 197H38V196H37ZM61 197H63V196H61ZM79 197H80V195H79ZM94 197H96V196H94ZM100 197H101L100 199H102V196H100ZM108 197H109V196H108ZM117 197H118V196H117ZM117 197H116V198H117ZM119 197H120V195H119ZM150 197H151V195H150ZM155 197H156V196H155ZM167 197H168V196H167ZM175 197H176V196H175ZM188 197H189V196H188ZM191 197H192V196H191ZM198 197H199V196H198ZM198 197H197V198H198ZM200 197H201V196H200ZM225 197H226V196H225ZM22 198H23V197H22ZM22 198H21V199H22ZM26 198H27V197H26ZM35 198H36V197H35ZM57 198H58V197H57ZM73 198H74V197H73ZM86 198H87V197H86ZM103 198H104V197H103ZM105 198H106V197H105ZM136 198H137V197H136ZM139 198H141V197H139ZM142 198H143V197H142ZM160 198H161V197H160ZM162 198H163V197H162ZM169 198H170V197H169ZM215 198H216V197H215ZM27 199H28V198H27ZM29 199H30V198H29ZM44 199H45V198H44ZM106 199H107V198H106ZM110 199H111V198H110ZM114 199H115V198H114ZM114 199H113V200H114ZM118 199H119V198H118ZM146 199H147V197H146ZM148 199H149V198H148ZM151 199H152V198H151ZM170 199H171V198H170ZM202 199H205V198H202ZM7 200H8V199H7ZM23 200H24V199H23ZM32 200H33V199H32ZM32 200H31V201H32ZM35 200L37 201V199H34V201H35ZM65 200H67V198H66ZM78 200H79V199H78ZM82 200H83V198H82ZM115 200H116V199H115ZM168 200H169V199H168ZM176 200L178 201V199H176ZM181 200H182V199H181ZM185 200H186V199H185ZM187 200H188V199H187ZM187 200H186V201H187ZM190 200H191V199H190ZM193 200H195V199L193 198ZM224 200H225V199H224ZM227 200H228V199H227ZM21 201H22V200H21ZM36 201H35V202H36ZM52 201H53V200H52ZM59 201H60V200H59ZM59 201H56V202H59ZM74 201H75V200H74ZM96 201H97V200H96ZM109 201H110V200H109ZM120 201H122V200H120ZM123 201H124V200H123ZM132 201H133V199H132ZM135 201H136V200H135ZM141 201H142V200H141ZM148 201H149V200H147V202H148ZM150 201H151V200H150ZM158 201H159V200H158ZM163 201H164V200H163ZM166 201H167V200H166ZM182 201H183V200H182ZM196 201H197V200H196ZM196 201H195V202H196ZM205 201H206V200H205ZM218 201H219V200H218ZM45 202L47 203L46 200H45ZM62 202H65V201H64V200H63V201L61 200V203H62ZM94 202H95V200H94ZM105 202H106V201H105ZM137 202H138V201H137ZM167 202H168V201H167ZM171 202H173V201H171ZM178 202H179V201H178ZM0 203H1V202H0ZM8 203H9V202H7V204H8ZM29 203H30V202H29ZM79 203H80V202H79ZM107 203H108V202H107ZM109 203H110V202H109ZM132 203H133V202H132ZM144 203H145V202H144ZM148 203H149V202H148ZM151 203H153V202H151ZM159 203H160V201H159ZM159 203H158V204H159ZM189 203H191V202L189 201ZM192 203H193V202H192ZM205 203H206V202H205ZM24 204H25V203H24ZM39 204H40V202H39ZM52 204H53V202H52ZM80 204H81V203H80ZM111 204H112V203H111ZM172 204H173V203H172ZM178 204H181V203H178ZM215 204H216V203H215ZM3 205H4V204H3ZM14 205H15V204H14ZM47 205H48V204H47ZM62 205H63V204H62ZM74 205H75V202H74ZM100 205H101V204H100ZM126 205H127V204H126ZM148 205H149V204H148ZM154 205H155V204H154ZM202 205H203V204H202ZM1 206H2V205H1ZM9 206H10V205H9ZM18 206H19V205H18ZM35 206H36V205H35ZM51 206H52V205H51ZM51 206H50V207H51ZM65 206H66V204H65ZM85 206H86V205H85ZM110 206H111V205H110ZM142 206H143V205H142ZM161 206H163V205H161ZM166 206L168 207L169 205H166ZM194 206H195V205H194ZM203 206H204V205H203ZM32 207H33V206H32ZM41 207H42V206H41ZM55 207H56V206H55ZM59 207H60V205H59ZM59 207H58V208H59ZM87 207H88V206H87ZM96 207H97V206H96ZM108 207H109V206H108ZM121 207H122V206H121ZM155 207H156V206H155ZM155 207H154V208H155ZM170 207H171V206H170ZM178 207H179V206H178ZM204 207H205V206H204ZM206 207H207V206H206ZM208 207H209V206H208ZM222 207H223V206H222ZM26 208H27V207H26ZM28 208H30V207H28ZM52 208H53V207H52ZM52 208H50V209H52ZM63 208H64V207H63ZM65 208H66V207H65ZM67 208H68V207H67ZM79 208H80V207H79ZM104 208H105V207H104ZM126 208H127V207H126ZM137 208H138V207H137ZM162 208H163V207H162ZM175 208H176V207H175ZM190 208L192 209L191 206H190ZM200 208H201V207H200ZM223 208H224V207H223ZM10 209H11V208H10ZM10 209H9V210H10ZM17 209H18V208H17ZM46 209H47V208H46ZM53 209H54V208H53ZM55 209H56V208H55ZM61 209H62V208H61ZM110 209H111V207H110ZM118 209H119V208H118ZM131 209H132V207H131ZM131 209H130V211H131ZM143 209H146V208H143ZM203 209H204V208H203ZM207 209H208V208H207ZM207 209H204V210H207ZM224 209H226V208H224ZM73 210H74V209H73ZM73 210H72V211H73ZM76 210H77V208H76ZM76 210H75V211H76ZM99 210H100V209H99ZM128 210H129V209H128ZM128 210H127V211H128ZM132 210H133V212H134V209H132ZM149 210H150V209H149ZM160 210H161V209H160ZM165 210H166V209H165ZM169 210H171V208H169ZM176 210H177V208H176ZM192 210H193V209H192ZM199 210H200V209H199ZM1 211H2V210H1ZM10 211H11V210H10ZM20 211H22V210H20ZM24 211H25V210H24ZM27 211H28V210H27ZM38 211H39V210H38ZM48 211H49V210H48ZM51 211H52V210H51ZM75 211H74V212H75ZM94 211H95V210H94ZM106 211H107V210H106ZM130 211H129V212H130ZM152 211H153V210H152ZM152 211H151V212H152ZM154 211H155V209H154ZM161 211H163V210H161ZM166 211H167V210H166ZM166 211H165V213H166ZM183 211H184V210H183ZM212 211H213V210H212ZM221 211H222V210H221ZM18 212H19V211H18ZM43 212H44V209H43ZM67 212H68V211H67ZM102 212H103V211H102ZM107 212H108V211H107ZM118 212H119V211H118ZM124 212H125V211H124ZM129 212H127V214H128ZM136 212H138V211H136ZM136 212H135V214H136ZM156 212H157V211H155V213H156ZM168 212H171V211H168ZM168 212H167V213H168ZM173 212H174V210H173ZM179 212H180V211H179ZM206 212H207V211H206ZM210 212H211V211H210ZM213 212H214V211H213ZM0 213H1V212H0ZM56 213H57V212H56ZM65 213H66V212H65ZM65 213H64V214H65ZM75 213L78 214L77 211H76ZM87 213H88V212H87ZM89 213H90V212H89ZM89 213H88V214H89ZM93 213H95V212H93ZM130 213H132V212H130ZM130 213H129V214H130ZM2 214H3V213H2ZM8 214H9V213H8ZM26 214H27V212H26ZM58 214H59V213H58ZM79 214H80V213H79ZM104 214H106V213H104ZM125 214H126V213H125ZM127 214H126V215H127ZM145 214H146V213H145ZM148 214H149V212H148ZM152 214H153V213H152ZM194 214H195V213H194ZM5 215H6V214H5ZM19 215H20V214H18V216H19ZM23 215H25V214H23ZM23 215H22V216H23ZM54 215H55V214H54ZM65 215H66V214H65ZM99 215H101V213H100ZM102 215H103V214H102ZM111 215H112V214H111ZM118 215H119V214H118ZM126 215H125V216H126ZM140 215H141V214H140ZM140 215H139V217H140ZM149 215H150V214H149ZM153 215H154V214H153ZM159 215H160V214H159ZM164 215H165V214H164ZM187 215H188V213H187ZM187 215H186V216H187ZM208 215H209V214H208ZM1 216H2V215H1ZM11 216H12V215H11ZM16 216H17V213H16ZM26 216H27V215H26ZM26 216H23V217H26ZM69 216H70V215H69ZM78 216H79V215H78ZM80 216H81V215H80ZM80 216H79V217H80ZM88 216H90V215H88ZM88 216H87V217H88ZM93 216H94V215H93ZM96 216H97V214H96ZM112 216H114V215H112ZM120 216H121V215H120ZM172 216H173V215H172ZM183 216H184V215H183ZM5 217H6V216H5ZM27 217H28V216H27ZM35 217H36V216H35ZM58 217H59V216H58ZM117 217H118V216H117ZM121 217H122V216H121ZM137 217H138V216H137ZM139 217H138V218H139ZM155 217H156V215H155ZM155 217H154V218H155ZM187 217L189 218V216H187ZM213 217H214V216H213ZM12 218H13V217H12ZM17 218H18V217H17ZM31 218H32V217H31ZM56 218H57V216H56ZM69 218H70V217H69ZM76 218H77V217H76ZM95 218H96V217H95ZM98 218H99V217H98ZM113 218H114V217H113ZM141 218H142V216H141ZM143 218H144V216H143ZM143 218H142V219H143ZM156 218H157V217H156ZM163 218H165V217H163ZM163 218H162V220H163ZM167 218H168V217H167ZM167 218H166V219H167ZM184 218H185V216H184ZM198 218H199V217H198ZM201 218H202V216H201ZM208 218H209V217H208ZM216 218H217V217H216ZM2 219H3V218H2ZM21 219H24V218H21ZM62 219H63V218H62ZM64 219H65V217H64ZM74 219H75V218H74ZM82 219H84V218H82ZM101 219H102V218H101ZM144 219L147 220L148 218H147V219L144 218ZM150 219H152V218H150ZM166 219H165V221H167ZM168 219H169V218H168ZM170 219H171V218H170ZM172 219H174V218H172ZM178 219H179V218H178ZM186 219H187V218H186ZM189 219H190V218H189ZM214 219H215V218H214ZM218 219H219V218H218ZM25 220H26V219H25ZM27 220H28V219H27ZM32 220H33V219H32ZM77 220H78V219H77ZM88 220H89V219H88ZM97 220H98V219H97ZM113 220H115V219H113ZM118 220L120 221V219H118ZM122 220H123V219H122ZM156 220H157V219H156ZM183 220H184V219H183ZM200 220H201V219H200ZM210 220H211V219H210ZM0 221H1V220H0ZM3 221H4V220H3ZM18 221H19V220H18ZM51 221H52V220H51ZM57 221H58V220H57ZM64 221H66V220H64ZM79 221H80V220H79ZM90 221H91V220H90ZM95 221H96V220H95ZM98 221H99V220H98ZM98 221H97V222H98ZM103 221H104V220H103ZM115 221H116V220H115ZM123 221H124V220H123ZM123 221H122V222H123ZM140 221H141V220H140ZM147 221H149V220H147ZM160 221H161V220H160ZM160 221H159V222H160ZM173 221H174V220H173ZM193 221H194V219H193ZM193 221H192V222H193ZM214 221H215V220H214ZM222 221H223V220H222ZM4 222H5V221H4ZM10 222H11V221H10ZM19 222H20V221H19ZM60 222H62V221L60 220ZM69 222H70V220H69ZM69 222H68V223H69ZM82 222H83V220H82ZM88 222H89V221H88ZM113 222H114V221H113ZM138 222H139V221H138ZM144 222H145V221H144ZM203 222H204V219H203L202 223H203ZM205 222H206V221H205ZM12 223H13V222H12ZM20 223H21V222H20ZM25 223H26V222H25ZM25 223H24V224H25ZM30 223H31V222H30ZM34 223H35V222H34ZM85 223H86V222H85ZM91 223H92V221H91ZM98 223H99V222H98ZM107 223H108V222H107ZM110 223H111V222H110ZM147 223H148V222H147ZM152 223H153V221H152ZM152 223H151V224H152ZM154 223H155V222H154ZM154 223H153V224H154ZM179 223H180V222H179ZM190 223H191V222H190ZM207 223H209V222L207 221ZM211 223H212V222H211ZM213 223H214V222H213ZM5 224H6V223H5ZM21 224H23V223H21ZM24 224H23V225H24ZM53 224H54V221H53ZM64 224H65V223H64ZM78 224H79V223H78ZM99 224H100V223H99ZM114 224H115V223H114ZM134 224H135V221H134ZM157 224H159V223H157ZM157 224H155V225H157ZM173 224H174V222L172 223V225H173ZM192 224H193V223H192ZM195 224H196V223H195ZM218 224H219V223H218ZM221 224H223V223H221ZM221 224L219 225V227L221 226ZM8 225H9V224H8ZM37 225H38V224H37ZM39 225H40V224H39ZM57 225H58V224H55L54 226L57 227ZM71 225H72V224H71ZM80 225H81V224H80ZM85 225H86V224H85ZM100 225H101V224H100ZM102 225H103V224H102ZM105 225H106V224H105ZM111 225H112V224H111ZM118 225H119V224H118ZM118 225H117V226H118ZM125 225H126V223H125ZM125 225H124V226H125ZM159 225H160V227H161V224H159ZM181 225H182V224H181ZM193 225H194V224H193ZM204 225H206V224H204ZM27 226H28V225H27ZM41 226H42V225H41ZM62 226H63V224H62ZM95 226H96V225H95ZM143 226H144V225H143ZM146 226H147V224H146ZM148 226H149V225H148ZM157 226H158V225H157ZM20 227H21V226H20ZM24 227H26V225H24ZM34 227H35V226H34ZM72 227H73V226H72ZM72 227H71V228H72ZM74 227H75V226H74ZM77 227H79V226H77ZM84 227H85V226H84ZM86 227H87V226H86ZM136 227H137V226H136ZM154 227H155V226H154ZM160 227H159V228H160ZM162 227H164V226H162ZM165 227H166V226H165ZM165 227H164V229H165ZM171 227H173V226H171ZM177 227H179V226H177ZM189 227H190V226H189ZM221 227H222V226H221ZM30 228H31V227H29V229H30ZM36 228H37V226H36ZM42 228H43V227H42ZM57 228L60 229V227H57ZM82 228H83V227H82V225H81V229H80V230H82ZM104 228L107 229V227H104ZM142 228H143V227H142ZM159 228H158V229H159ZM174 228H175V227H174ZM213 228H214V227H213ZM217 228H218V227H217ZM223 228H224V227H223ZM15 229H16V228H15ZM15 229H14V230H15ZM21 229H22V228H21ZM59 229H58V230H59ZM61 229H62V228H61ZM67 229H68V228H67ZM69 229H70V228H69ZM72 229H73V228H72ZM72 229H71V230H72ZM78 229H79V228H78ZM128 229H129V228H128ZM178 229H179V228H178ZM203 229H204V228H203ZM207 229H209V228H207ZM207 229H205V230L207 231ZM226 229H227V228H225V230H226ZM229 229H230V228H229ZM19 230H20V229H19ZM22 230H23V229H22ZM52 230H53V228H52ZM55 230H56V229H55ZM166 230H168V229H165V231H166ZM171 230L173 231V229H170V232H171ZM176 230H177V229H176ZM181 230H182V229H181ZM227 230H228V229H227ZM0 231H1V230H0ZM20 231H21V230H20ZM31 231H32V230H31ZM37 231H38V230H37ZM59 231H60V230H59ZM69 231H70V230H69ZM94 231H95V230H94ZM96 231H98V230L96 229ZM96 231H95V232H96ZM108 231H109V228H108ZM119 231H120V230H119ZM124 231H126V230H124ZM150 231H152V229H150ZM150 231H149V232H150ZM154 231H155V229H153L152 232H154ZM160 231H161V230H160ZM163 231H164V230H163ZM174 231H175V230H174ZM182 231H183V230H182ZM209 231H211V230H209ZM219 231H220V229H219ZM221 231H222V230H221ZM42 232H43V231H42ZM44 232H45V230H44ZM54 232H55V231H54ZM60 232H61V231H60ZM62 232H64L63 229H62ZM79 232H80V231H79ZM86 232H87V231H86ZM86 232H85V233H86ZM98 232H99V231H98ZM139 232H140V231H139ZM180 232H181V231H180ZM3 233H4V232H3ZM12 233H13V232H12ZM16 233H17V232H16ZM22 233H23V232H22ZM24 233H25V232H24ZM31 233H32V232H31ZM66 233H68V232H66ZM70 233H75V231L70 232ZM87 233H88V232H87ZM90 233H91V232H90ZM92 233H93V232H92ZM175 233H177V232H175ZM45 234H46V233H45ZM59 234H60V233H59ZM59 234H58V236H59ZM77 234L80 235L79 233H77ZM77 234H76V235H77ZM95 234H96V233H95ZM99 234H100V233H99ZM101 234H102V233H101ZM103 234H105V233H103ZM113 234H114V233H113ZM130 234H131V233H130ZM135 234H136V233H135ZM165 234H166V233H165ZM173 234H174V233H173ZM187 234H188V233H187ZM43 235H44V234H43ZM66 235H67V234H66ZM114 235H115V234H114ZM154 235H155V233H154ZM24 236H25V235H24ZM33 236H34V233H33ZM36 236H37V235H36ZM45 236H46V235H45ZM56 236H57V235H56ZM58 236H57V237H58ZM93 236H94V235H93ZM101 236H102V235H101ZM106 236H107V235H106ZM112 236H113V235H112ZM119 236H121V235H119ZM130 236H131V235H130ZM167 236H168V235H167ZM174 236H175V235H174ZM178 236H179V235H178ZM16 237H17V236H16ZM19 237H20V236H19ZM29 237H30V236H29ZM34 237H35V236H34ZM53 237H54V236H53ZM61 237H64V235L61 236ZM69 237H70V235H69ZM69 237H68V238H69ZM77 237H78V236H77ZM81 237H82V236H81ZM81 237H80V238H81ZM107 237H108V236H107ZM114 237H115V236H114ZM125 237H126V236H125ZM133 237H134V236H133ZM157 237H158V236H157ZM9 238H10V237H9ZM32 238H33V237H32ZM38 238H39V237H38ZM58 238H60V237H58ZM84 238H85V237H84ZM96 238H97V237H96ZM108 238H109V237H108ZM118 238H119V237H118ZM120 238H121V237H120ZM127 238H128V237H127ZM153 238H154V237H153ZM173 238H174V237H173ZM182 238H183V237H182ZM191 238H193V237H191ZM0 239H1V238H0ZM16 239H17V238H16ZM39 239H40V238H39ZM46 239H47V238H46ZM72 239H73V238H72ZM75 239H76V238H75ZM86 239H88V238H86ZM104 239H105V236H104ZM106 239H107V238H106ZM110 239H112V238H110ZM114 239H115V238H114ZM129 239H130V238H129ZM134 239H136V237H135ZM159 239H160V238H159ZM187 239H188V238H187ZM193 239H194V238H193ZM3 240H4V239H3ZM17 240H18V239H17ZM29 240H30V239H29ZM33 240H34V239H33ZM40 240H41V239H40ZM59 240H60V239H59ZM69 240H70V239H69ZM78 240H79V239H78ZM80 240H81V239H80ZM98 240H99V239H98ZM101 240H102V239H101ZM117 240H119V239H117ZM123 240H124V239H123ZM148 240H149V238H148ZM172 240H173V239H172ZM22 241H23V240H22ZM52 241H53V239H52ZM67 241H68V239H67ZM85 241H86V240H85ZM89 241H90V240H89ZM93 241H95V240H93ZM120 241H121V240H120ZM125 241H126V240H125ZM127 241H128V240H127ZM137 241H138V240H137ZM150 241H151V240H150ZM165 241H166V240H165ZM176 241H177V239H176ZM187 241H188V240H187ZM5 242L7 243V240H6ZM19 242H20V241H19ZM30 242H31V240H30ZM37 242H38V240H37ZM47 242H48V241H47ZM47 242H46V244H47ZM50 242H51V241H50ZM60 242H61V240H60ZM62 242H63V241H62ZM79 242H80V241H79ZM79 242H78V243H79ZM81 242H82V240H81ZM81 242H80V244H81ZM87 242H88V241H87ZM90 242H91V241H90ZM122 242H123V241H122ZM128 242H129V241H128ZM135 242H136V241H135ZM162 242H163V241H162ZM177 242H178V241H177ZM183 242H185V241H183ZM8 243H9V242H8ZM20 243H21V242H20ZM48 243H49V242H48ZM51 243H52V242H51ZM56 243H57V242H56ZM63 243H64V242H63ZM107 243H108V242H107ZM107 243L105 242L104 244H107ZM124 243H125V242H124ZM129 243H130V242H129ZM151 243H152V242H151ZM151 243H148V244H151ZM158 243H159V242H158ZM180 243H182V242H180ZM192 243H193V242H192ZM1 244H3V243H1ZM1 244H0V245H1ZM21 244H22V243H21ZM24 244H25V243H24ZM36 244H37V243H36ZM66 244H67V243H66ZM94 244H95V243H94ZM98 244H99V243H98ZM121 244H122V243H121ZM121 244H120V245H121ZM159 244H160V243H159ZM194 244H195V243H194ZM7 245H8V244H6V246H7ZM11 245H12V244H11ZM34 245H35V244H34ZM50 245H51V244H50ZM53 245H54V248H55V244H53ZM69 245H70V244H69ZM109 245H110V243H109ZM146 245H147V244H146ZM154 245H155V244H154ZM156 245H157V244H156ZM1 246H3V245H1ZM1 246H0V247H1ZM4 246H5V245H4ZM8 246H9V245H8ZM14 246H15V245H13V248H14ZM36 246H37V245H36ZM61 246H63V245H61ZM64 246H65V245H64ZM71 246H72V245H71ZM78 246H79V245H78ZM85 246H86V245H85ZM92 246H93V245H92ZM111 246H112V245H111ZM113 246H114V245H113ZM125 246H126V245H125ZM129 246H130V245H129ZM177 246H178V245H177ZM187 246H188V245H187ZM193 246H194V245H193ZM197 246H198V245H197ZM201 246H202V245H201ZM34 247H35V246H34ZM34 247H33V248H34ZM59 247H60V246H59ZM59 247H58V248H59ZM66 247H67V246H66ZM68 247H69V246H68ZM100 247H101V245H100ZM115 247H116V246H115ZM130 247L132 248V246H130ZM146 247H147V246H146ZM178 247H179V246H178ZM180 247H181V246H180ZM8 248H10V246H9ZM13 248H12V250H13ZM22 248H23V244H22ZM26 248H27V247H26ZM28 248H30V247H28ZM46 248H47V247H46ZM58 248H57V249H58ZM80 248H81V247H80ZM83 248H85V247L83 246ZM102 248H103V247H102ZM148 248H149V247H148ZM175 248L177 249V247H175ZM182 248H183V247H182ZM184 248H187V247L184 246ZM184 248H183V249H184ZM40 249H41V248H40ZM40 249H39V250H40ZM62 249H63V248H61L60 250L62 251ZM73 249H74V248H73ZM75 249H76V248H75ZM111 249H112V248H111ZM115 249H117V247H116ZM128 249L130 250L129 247H128ZM128 249H127V250H128ZM146 249H147V248H146ZM146 249H145V250H146ZM154 249H155V248H154ZM171 249H173V248H171ZM180 249H181V248H180ZM183 249H182V250H183ZM194 249H195V248H194ZM197 249H198V248H197ZM2 250H3V249H2ZM2 250H1V251H2ZM7 250H8V249H7ZM16 250H17V249H16ZM23 250H24V249H23ZM64 250H65V248H64ZM78 250H79V249H78ZM98 250H99V249H98ZM98 250H97V252H98ZM107 250H108V249H107ZM109 250H110V248H109ZM177 250H179V249H177ZM200 250H201V249H200ZM5 251H6V250H5ZM20 251H21V250H20ZM24 251H25V250H24ZM26 251H27V250H26ZM31 251H32V250H31ZM36 251H37V249H36ZM36 251H35V252H36ZM45 251H47V250L45 249ZM48 251H49V249H48ZM58 251H59V250H58ZM79 251H80V250H79ZM79 251H78V252H79ZM171 251H172V250H171ZM191 251L193 252V250H191ZM195 251H196V250H195ZM13 252H14V251H13ZM13 252H12V253H13ZM16 252H17V251H16ZM16 252H15V253H16ZM21 252H22V251H21ZM29 252H30V251H29ZM37 252H40V251H37ZM67 252H68V251H67ZM82 252H83V251L81 250V253H82ZM110 252H111V251H110ZM146 252H147V251H146ZM188 252H189V251H188ZM188 252H187V253H188ZM7 253H8V252H7ZM9 253H10V252H9ZM23 253H24V252H22V254H23ZM41 253H42V252H41ZM41 253H40V254H41ZM43 253H44V252H43ZM45 253H46V252H45ZM55 253H56V252H55ZM57 253H58V252H57ZM79 253H80V252H79ZM100 253H101V252H100ZM105 253H106V252H105ZM111 253H112V252H111ZM113 253H115V252H113ZM130 253H131V252H130ZM151 253H152V252H151ZM179 253H180V252H179ZM182 253H183V252H182ZM28 254H29V253H28ZM47 254H48V252L46 253V255H43V256H44L43 258H45V256H47ZM59 254H60V253H59ZM106 254H107V253H106ZM115 254H116V253H115ZM125 254H126V253H125ZM133 254H135V253H133ZM137 254H138V253H137ZM139 254H141V253H139ZM172 254H173V253H172ZM191 254H192V253H191ZM0 255H1V254H0ZM11 255H12V254H11ZM23 255H24V254H23ZM30 255H31V254H30ZM60 255H61V254H60ZM63 255H64V253H63ZM63 255H62V256H63ZM82 255H83V254H82ZM88 255H89V254H87V256H88ZM101 255H102V254H101ZM103 255H104V254H103ZM103 255H102V256H103ZM135 255H136V254H135ZM135 255H134V256H135ZM31 256H32V255H31ZM57 256H58V255L55 256V254H54V257H57ZM102 256H101V257H102ZM108 256H109V254H108ZM124 256H125V255H124ZM137 256H138V255H137ZM190 256H192V255H190ZM27 257H28V256H27ZM59 257H61V256H58V258H59ZM72 257H74V256H72ZM92 257H93V256H92ZM103 257H104V256H103ZM106 257H107V256H106ZM162 257H163V256H162ZM4 258H5V257H4ZM14 258H15V255H14ZM23 258H24V256H23ZM33 258H34V257H33ZM36 258H37V257H36ZM46 258H47V257H46ZM50 258H51V256H50ZM80 258H81V256H80ZM120 258H121V257H120ZM184 258H185V257H184ZM5 259H6V258H5ZM21 259H22V258H21ZM37 259H38V258H37ZM37 259L35 260V262H37ZM41 259H42V258H41ZM54 259H55V258H54ZM60 259H61V258H60ZM98 259H99V258H98ZM103 259H104V258H103ZM111 259H112V258H111ZM115 259H116V258H115ZM126 259H127V257H126ZM136 259H137V258H136ZM142 259H143V258H142ZM162 259H163V258H162ZM162 259H161V260H162ZM165 259H166V258H165ZM182 259H183V257H182ZM186 259H187V258H186ZM186 259H185V260H186ZM24 260H25V259H24ZM39 260H40V258H39ZM42 260H43V259H42ZM45 260H47V259H45ZM66 260H67V258H66ZM75 260H77V259H75ZM100 260H102V259H100ZM123 260H124V259H123ZM147 260H148V259H147ZM158 260H159V259H158ZM3 261H4V260H3ZM8 261H9V260H8ZM19 261H21V260H19ZM48 261H50V260H48ZM52 261H54V262H51V263H54V264L57 263V264H58V261H56V263H55V260H53V256H52ZM112 261H113V260H112ZM164 261H165V260H164ZM1 262H2V261H1ZM16 262H18V260H16ZM29 262H30V260H29ZM29 262H26V260H25L24 263L30 264ZM31 262H32V261H31ZM35 262H34V263H35ZM41 262H44V261H41ZM59 262H60V260H59ZM63 262H64V260H63ZM69 262H70V261H69ZM82 262H83V261H82ZM92 262H93V261H92ZM98 262H99V261H98ZM105 262H106V260H105ZM131 262H132V261H131ZM145 262H146V261H145ZM206 262H207V260H206ZM2 263H3V262H2ZM2 263H1V264H2ZM18 263H19V262H18ZM24 263L21 262V264H24ZM51 263H49V264H51ZM72 263L74 264L73 260H72ZM93 263H94V262H93ZM93 263H92V264H93ZM190 263H191V262H190ZM19 264H20V263H19ZM31 264H32V263H31ZM35 264H36V263H35ZM38 264H39V263H38ZM44 264H46V263H44ZM47 264H48V263H47ZM65 264H66V263H65ZM80 264H81V263H80ZM114 264H115V263H114ZM162 264H163V263H162ZM164 264H165V263H164ZM166 264H167V262H166ZM168 264H169V263H168ZM179 264H180V263H179ZM202 264H203V263H202Z\"/></svg>",
	"mask_w": 264,
	"mask_h": 264
}]
</instances>
